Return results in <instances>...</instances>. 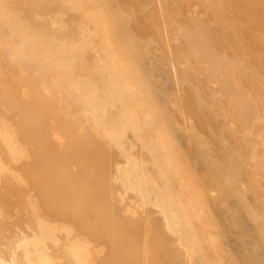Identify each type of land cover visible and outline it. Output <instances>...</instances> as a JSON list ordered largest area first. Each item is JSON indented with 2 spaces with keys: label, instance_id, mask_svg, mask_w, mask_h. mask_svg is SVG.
Returning <instances> with one entry per match:
<instances>
[{
  "label": "bare ground",
  "instance_id": "bare-ground-1",
  "mask_svg": "<svg viewBox=\"0 0 264 264\" xmlns=\"http://www.w3.org/2000/svg\"><path fill=\"white\" fill-rule=\"evenodd\" d=\"M40 1V0H39ZM52 1V0H51ZM54 1V0H53ZM58 1L59 0H57V4H58ZM60 1H63V0H60ZM59 1V2H60ZM73 1H75V0H73ZM77 1V0H76ZM92 1V0H91ZM94 2L96 1V0H93ZM92 1V2H93ZM103 1V6L104 5H107L108 4V0H102ZM104 1L106 2L105 4H104ZM111 1V0H110ZM114 1V0H113ZM138 1V0H137ZM141 1V0H140ZM148 1H152V0H146L145 2H147L145 5H147V4H149V5H147L146 7H148L149 8V6H151V5H155V4H157V6H155V8L156 9H162V10H164V12L166 13V9L168 8V9H171L172 11L173 10H177V9H180V11H186L187 9H189L190 11L189 12H187L186 14H185V16L186 17H188V16H190V15H194L196 12H198V11H196V10H198L200 7H198V6H200V2L201 1H196L197 2V8L196 7H194L193 8V4H194V6L196 5V2L195 3H193V2H190V1H186V2H184L183 4H175L174 2H171V1H168V2H164L163 0H159L160 1V3L161 2H164V5H163V3H161L160 5H162V6H166V7H161L158 3H159V1L158 0H153V1H155V4L153 3V1H152V3L150 4V3H148ZM206 1V0H205ZM211 1V0H210ZM215 1V0H214ZM213 1V2H214ZM224 1H226V0H224ZM237 0H235V3H234V1H232L231 2V4H230V0H229V2L226 4V2L225 3H222L221 5H218V4H220L221 2H223V1H221L220 0V2H218V0H217V2H218V4L216 5V4H209L208 2H205V3H203L204 5L205 4H208V6L207 7H205V6H203L204 7V9H203V16H201V15H199L198 13V15L196 16H191V18H189V19H193V17L195 18V21H196V19H197V21L200 19V17H202L203 19L205 18V15H206V13L208 12V13H210L209 12V10L208 9H210L211 7H213L214 9H215V7H218V10H221V11H219V12H221V15H223V16H225V14L227 13V16H228V18H229V22H231L230 24H229V26L230 27H234L235 29H236V27H235V23H237V22H233V18H231V17H229L230 16V14L232 15L234 12H231L230 14H229V12L233 9V7H234V9L232 10V11H234V10H237V9H239L240 8V10L242 9V7H243V9L245 8V7H247V9H249V10H246V8L244 9V10H241V11H239V12H241L242 13V11H244L242 14H246V13H250V15H249V17L251 18V15L252 14H254V16L257 18V20L255 21L256 23V25H257V23L258 24H260L261 26H262V24L264 23V22H262L261 21V19H258V18H260L259 16H261V15H264V10L262 11V9L264 8L263 7V5H264V1L262 2V0L260 1V0H257V2L258 1H260V3H261V5H258V4H260L259 2L257 3L255 0H253L254 2H252V4H251V6L253 7H249L248 8V6L250 5H248V4H246V3H248V2H250V1H246V3H245V0L243 1V3H239V2H236ZM242 1V0H241ZM25 2V1H24ZM24 2H22L21 4L20 3H17L15 0H0V264H264V225H262V227H261V224H264V215H262V216H260L261 214H263V212L264 211H262V210H264V208L262 207V204H264V176H263V178H260V177H262V176H260L261 174V172H262V174L264 173V149L263 150H261V152H259V154H257L256 152H255V157L253 156L252 157V152H254L255 150H256V148L257 147H259L260 145V147L262 148H264V111L262 112V111H259V112H262L263 114L261 115V113H258L256 110H255V104L256 103H258V102H260L259 104H260V106H261V110L263 109L264 110V102H263V100H264V96H263V92L261 91V90H264V88H262L260 85H262V84H260V83H258L257 81H254V79L255 78H252V77H250L249 75H250V72L248 71V69L250 68V66H253L252 64H251V62H250V60H249V58L251 57V55H252V52L254 53V57L252 56L251 58L253 59H255V61L256 60H258V54L256 55L255 53H258V50L257 51H255L254 52V47H253V51L252 52H250V57L248 58V59H246V61L248 62V64H247V62L246 61H244V59L242 60V58H241V62H242V64L244 63H246L245 65H243L242 66V73L244 74V73H246V71H248L249 72V74L248 75H244L243 76V74H242V76L244 77L243 79H245L247 82H249V84H253L254 82V84H255V86H256V90L255 91H257V92H253L252 91V89L255 87L254 85H249V89L254 93V94H256V95H254L253 94V99L252 98H250L249 96V98L247 97V100H248V102L250 103V104H254V110L253 111H256L257 113L255 114V116H252V118H253V124H252V126H253V128H252V130H251V127L249 128L248 127V129H249V131L247 132V137L249 136L248 135V133H251V131H252V134L253 133H255L256 132V134L258 133H260V130H257V128L259 129V127L261 128V133H262V135H261V133H260V137H261V139H262V143L260 144V145H258V146H256L257 145V143L254 141L253 142V138H252V134H250V137H251V141H252V143L251 142H247L245 139L246 138H244V132L246 131V128L243 130L244 132L243 133H241V132H239V131H241V129H237V127L236 128H233L234 127V124H236L237 125V121H241L243 124H242V126L244 125V127H245V123L247 122L246 120H247V117L244 115V116H242V114H244L243 112H242V114H239V113H237V112H239V105H235L234 103H236L237 104V101H235L234 99H233V101H235L233 104L236 106V109H237V112H236V109H235V114L237 115V114H239L240 115V120L237 118V117H239V116H236L233 112V110H232V108L233 107H231V109L230 110H228V112L230 111L231 112V110H232V112H231V114L233 113L234 114V116H235V118H237V119H235V118H232L231 117V119L233 120H231L232 121V125H229V124H231V123H228V119H230L228 116H230L229 114L228 115H226L227 113H225V111L227 110V106H231L232 104V102H230L231 101V98L229 99V101L228 102H230V103H227V105H222V107L221 106H219L220 104H221V102H220V100L223 102V98H220V100L219 99H217V100H219V102H217V103H219V105L217 106V105H214V106H217V111L219 112L220 110L219 109H221L222 111H220L217 115H216V117L219 115L220 116V113H222L221 114V117L219 118V119H221L222 117H224L225 118V116L226 117H228V119L226 120V123H228V126H226V125H224L225 124V122H224V127L226 126V128H227V130H228V127L230 126L231 128H229V130H231L232 128L234 129H232L233 131H235V129H236V132H239L240 134H241V136H243V138L241 137V136H239V135H237V134H239V133H236V135H237V137L239 136V139H242V141L243 142H247L246 143V147H241L240 146V148H242L241 150H240V148H239V154H241V155H239V156H241V158L242 159H244L245 160V169L244 168H241V167H239V168H241L242 169V171H243V175H245V176H247V174H248V176L251 174L252 176H247L248 178H247V181L246 180H243V181H245V183H241V181H242V179L243 178H245V176H242L241 175V181H239L242 185H240V183H239V187H237V186H232V191H229L227 188H228V184L226 185L227 186V188H226V186L223 188H220L221 186H219L217 183H216V181L218 180L217 178H218V176L220 177V173H217L216 171H214V175L216 174L217 176H214L213 174H212V177L214 176V178L212 179V178H207L206 177V175H204V173L203 174H199L198 172H205L204 171V167L203 168H201L202 166V164H200L199 163V161L197 160V158L198 157H196V156H194L193 155V152H194V150H198L199 148V146H200V144H199V146H197V149H195V147L194 146H192V148H193V150H192V148H191V146H190V143L191 142H189V139L185 136V135H183V134H181L182 136H180L181 137V139H180V145H181V149H182V152H183V155H184V158H185V160H186V165L187 166H189V167H187L186 169L184 168V167H178V168H176V172H175V174L173 173V171H171V169H168V170H170V171H168L167 169H166V166H167V164H165L164 165V167H162V169H161V171H168V173H166L167 175L166 176H168L166 179L167 180H165L162 184L161 183H159L160 184V186L158 185L155 189L153 188L152 190H150V189H148L146 186H147V184H145V185H143L144 183H148L149 181H151V179H153V178H149L148 179V181H146V178L147 177H150L148 174H147V172L146 171H148V170H150V167H148L149 169L148 170H146V168H147V164L149 163V164H153L152 165V168L151 169H153V166H154V164H156V162H157V164L159 165V164H161V161H163V160H165V158L164 159H162L160 162L159 161H153V159L156 157V155H157V158H159L160 159V155H162L163 157H167L166 156V150H165V152L162 154L160 151H161V149H160V151H159V149H157V145H155L154 143L157 141V140H159V138L158 137H156V138H158L157 140H155L154 142H153V140L155 139V137L153 138V137H151L149 134H148V127L150 128L149 130V132H151V130H153V128H154V126H155V128H154V130L155 129H157V127H159L158 128V130H157V132L159 131V129H160V127L163 125V123H162V121H156V120H152V119H156V118H158L157 116H160V115H162L161 113L164 111V114L166 113L165 111V109L167 108H162L163 110L160 112V113H158V111H157V109L155 108V111H151L150 109H152V106L157 102V101H159V100H157L156 102H154V103H151V105H149L150 104V101L152 102V100H151V98L149 97L148 98V96L146 95L147 94V90L152 86H150V87H148L147 88V86H145V84L147 85L148 83H146L147 82V80H150L151 82L153 81V84L155 83V82H159V79L161 80V73H160V71L162 70V68L160 69V71L157 69V65L159 64H157V65H154L153 63L155 62V59H153L154 60V62L152 61V63H150V61L148 62V63H150L151 64V67H150V65L148 64L147 66L145 65L147 62L146 61H148V59H149V57L150 56H153V50H156V49H150V50H152V51H148L149 52V54L150 53H152V55L150 54L149 55V57L148 56H146L147 58V60L145 59V62H144V64L142 65L143 66V68H141L142 70H140V72H142L143 71V69H144V73L142 72V78H144L143 80L145 81V84L144 85H142V83H144V81L143 82H139V83H141L140 85H141V88L139 87V83L138 82H133V80H132V78H130L129 76L131 75L130 74V65L133 63H136L137 61H136V58H135V61L133 62V59H132V61H130V65L127 67H125L124 66V63H122V62H124V60H125V58H124V56H123V54L127 51V49H126V51H124V50H121L122 48L121 47H123V46H121L119 49L121 50H119L118 49V46L116 47L117 49L116 50H114L115 48H113V49H109V51H112V52H116V51H118L119 52V54L122 52V56H123V60L121 59V58H118L119 57V55L117 56V55H115L116 57V63H113V62H111V61H113V60H110L111 58L112 59H114V57H110V55H111V53H109L107 56H106V54H105V52H104V50L107 48H105V49H103V52H100V49H98V47H97V54H103V55H101V56H99L98 57V59H100V60H95V59H97V58H95L96 56H94L96 53H94L93 54V51L91 50V52H89V50H88V52L90 53V55L91 54H93L92 55V60H94L93 61V63H92V65H94L95 66V64L96 63H98V61H100L99 63H98V65L97 66H95V69H96V67H98V66H101L102 64V62H103V64H104V61H105V58H107V57H110V58H108V60H110V62L106 59V61L105 62H108V63H110V64H104L105 65V67H104V65H103V69L101 68V70H103L102 72H101V75H102V77L103 78H105V79H108L107 80V82L108 81H111L112 79V81L113 82H111V84L109 83V85L106 83V85H107V87H109V88H111V90L113 89V92H110L109 91V88H108V90L106 91V86L104 85V83H102L101 81H102V77L101 78H98V76H100V75H98L97 73H99L98 71H101V70H98V68L96 69L97 70V73H96V75L94 76L95 78H97V80H99L100 81V83H102V84H100L99 83V85H102V88L104 87L105 88V91H102V90H104V89H102V90H100V88H101V86H99L98 85V82H95V81H91L90 80V82H92V84H90L88 81H86L85 80V78H87L86 77V74H85V78L84 79H82L81 77H82V75H81V77L79 78V80L80 79H82V80H80V81H84V83H86V84H88L89 83V85L91 86V89L90 90H92V91H90V92H88L86 89H85V87H84V89L88 92L87 93V95L88 96H90V98H94V96L95 95H93L92 96V94L90 95V93H94V91L95 90H97V87L99 86L100 88L98 89V90H100L102 93H104V92H108V94L106 95V93H104V95H103V98H102V102H103V107L101 108V113H102V115H100V119L99 118H96V117H98V116H95L94 118H93V116L91 115L92 113L94 114V112L96 111L97 112V110L96 109H98L99 110V108L97 107L96 108V105L94 106V104H95V98L93 99L94 101H92V99H90L89 100V98H87L86 97V91L83 89V85H82V88L81 87H79V85L81 86V84H79L78 85V83L76 82L77 80H78V78L76 77V74H77V76L79 75L78 73H80L81 72V70H82V68L84 67V65L85 64H87L88 63V65L89 64H91V62L89 61L90 60V58H88L87 56H85V55H88L89 53L87 52V51H84L85 53H83V51L82 52H78V53H80V54H78L77 56H78V58L80 57V60H82V58H83V62H87V63H85L84 65H82L83 63H81V65H79L78 63L80 62V60L76 57V59H78V63H73L74 65H79V66H81V69H80V67H79V69H80V71L79 72H77V66H75L76 68H73V71L71 70L72 69V67L71 66H69V65H66V66H68L69 67V69H68V67L67 68H64L63 67V64H66V62L64 61V60H67V59H69L70 57L67 55V57L68 58H66L65 59V56L64 55H66V54H63V46H62V40H60L59 39V37H60V35L61 34H58L57 35V38L56 37H48V36H45L44 35V33H47L48 31H50L49 32V34H51V30L50 29H52V28H54L53 27V25H52V27H50V29H48L47 28V25L48 24H50V23H54L55 21H57V20H53V21H51L50 23L48 22L49 20L48 19H50V18H46L47 19V21H45V20H43V21H41L40 22V18L37 20V21H39L40 23H38L37 21L35 22V24L33 23L34 21H32L34 18H36V17H34V16H32L33 18L31 19V17L29 16V14H31V13H27V10L24 8V5H23V3ZM78 2H79V4H80V6H82V7H86V8H84L83 10L84 11H88L90 8L92 9L93 8V11L92 10H90V11H88V12H86V14H85V16H88V14H90V12L92 13V15H97L96 17H98V14H100V13H98L97 11H96V8L97 7H99V5L98 4H96V5H98L97 7H96V5L94 4V3H90V1H86V3H85V1H83L84 3H85V5L83 6V5H81L82 3H81V0H79V1H77L76 3L78 4ZM88 2V3H87ZM134 2V1H133ZM144 2V1H143ZM68 3V2H67ZM100 3V2H99ZM111 3V4H110ZM109 3V5L108 6H104V7H109V9H110V11H112V7L116 4V3H112V2H110ZM135 3H137V2H135ZM141 4H142V2H140ZM193 3V4H192ZM201 3V4H202ZM215 3H216V1H215ZM255 3H257V4H255ZM263 3V4H262ZM25 4V3H24ZM38 4V3H37ZM48 5H50V6H56L54 3L53 4H50V2H48L47 3ZM60 4H62V2H60ZM59 4V5H60ZM78 4V5H79ZM88 4V5H87ZM90 4H92V5H90ZM113 4V5H112ZM132 4H134V3H132ZM131 4V5H132ZM138 4V3H137ZM166 4V5H165ZM224 4H226V5H224ZM238 4V5H237ZM246 6H245V5ZM58 5V6H59ZM88 6V8H87V6ZM100 5H102V4H100ZM110 5H112V9L110 8ZM129 5H130V3H129ZM134 5H136V4H134ZM134 5H132L133 7H134ZM140 5V4H139ZM175 5H177V7L175 6ZM181 5V6H180ZM255 5H257L256 7H257V9L256 10H253L254 8H256L255 7ZM50 6L48 7V8H50ZM66 6V5H65ZM69 7H70V5H68ZM66 7L65 9H67V8H69V7ZM73 6V9L71 10V8L72 7H70V9H67V11H69V10H71L72 12H67V15L69 14L70 15V13H73V10L75 9L74 8V5H72ZM80 6L78 7V9L79 10H81V8H80ZM117 6V9H118V5H116ZM115 6V7H116ZM120 6V5H119ZM122 6H124V5H122ZM121 6V7H122ZM127 6V5H126ZM231 7V8H229V9H231V10H225V12H224V14H222L223 13V11H224V7ZM237 6H241V7H237ZM261 6V7H260ZM61 7H62V10L64 9V5L62 4L61 5ZM130 7V6H129ZM145 7V8H146ZM153 7V6H152ZM152 7L150 8L151 10H152ZM178 7H180V8H178ZM191 7H192V9H191ZM203 7H201L200 8V11H201V9L203 8ZM263 7V8H262ZM52 8H54V7H52ZM50 9V11H47L46 13H51V15H52V12L53 13H55L54 11H55V9H56V7H55V9H54V11H53V9ZM95 8V9H94ZM105 8V9H106ZM155 8H153V9H155ZM237 8V9H236ZM252 8V9H251ZM262 8V9H261ZM43 9V8H42ZM42 9H41V11H42ZM78 9H76V10H78ZM87 9V10H86ZM99 9V8H98ZM100 9H101V7H100ZM108 9V8H107ZM108 9V10H109ZM115 9V8H114ZM113 9V10H114ZM116 9V10H117ZM121 9V8H120ZM123 9V8H122ZM129 9V8H128ZM133 9V8H132ZM138 9H140L139 11L141 12L142 10H141V8H136V10H138ZM195 9V10H194ZM206 9H207V11H206ZM251 9V10H250ZM260 9V10H259ZM62 10H61V12H62ZM76 10H74V11H76ZM78 10V11H79ZM82 10V11H83ZM104 10V9H103ZM124 10V9H123ZM123 10H120L121 12L123 11ZM126 10V9H125ZM134 10H135V8H134ZM136 10H135V13H136ZM148 10V9H147ZM193 10V11H192ZM217 10V11H218ZM38 11H40V10H38ZM37 11V12H38ZM44 11H46V10H44ZM43 11V12H44ZM60 11V10H59ZM58 11V9H57V12L54 14L55 16L58 14V16H59V14L60 13H58L59 12ZM77 11V12H78ZM94 11H96L97 13H95V14H93V12ZM110 11H105V12H107V15H108V18L107 19H109V17L110 16H112L111 14H110ZM119 10H117V11H115L116 12V14H114V16L116 15L117 17H118V12ZM128 11V10H127ZM138 11V12H139ZM144 11L145 10H143V12L141 13V14H144ZM174 11V13L176 14V12ZM188 11V10H187ZM200 11H199V13H200ZM215 11V10H214ZM238 11V10H237ZM247 11V12H246ZM37 12H36V14H37ZM42 12V13H43ZM113 12V11H112ZM148 12V11H147ZM163 12V13H164ZM178 12V11H177ZM190 12H194V14L192 13V14H190ZM246 12V13H245ZM261 14H260V13ZM64 13V12H63ZM114 13V12H113ZM112 13V14H113ZM134 13V14H135ZM150 13V14H149ZM164 13V14H165ZM173 13V12H172ZM207 13V14H208ZM218 13V12H217ZM236 13V12H235ZM234 13V14H235ZM44 14V13H43ZM75 14H77V13H75ZM75 14L73 13V15L75 16ZM102 14V13H101ZM100 14V15H101ZM109 14H110V16H109ZM123 14H125L124 12H123ZM138 14V13H137ZM137 14H136V16H137ZM153 14V13H152ZM151 14V12H148L147 14H146V16L147 17H149V15H152ZM175 14H174V16H175ZM211 14V13H210ZM209 14V15H210ZM237 15H239L238 14V12L236 13ZM260 14V15H259ZM32 15H34V14H32ZM40 15V14H39ZM39 15H37V16H39ZM42 15V14H41ZM40 15V16H41ZM48 15V14H47ZM50 15V14H49ZM48 15V16H49ZM53 15V16H54ZM65 15V14H64ZM99 15V16H100ZM126 15V14H125ZM139 16H140V13L138 14ZM145 15V14H144ZM143 15V16H144ZM155 15V14H154ZM172 15V14H171ZM177 15V17L175 18V22L177 21V20H179V19H182L181 17H179V16H184V14H176ZM179 15V16H178ZM216 15V14H215ZM215 15H213V13H212V16L213 17H215ZM39 16V17H40ZM43 16H46V14H44ZM47 16V17H48ZM66 16V15H65ZM78 16V14L76 15V17ZM84 16V17H85ZM130 16V15H129ZM136 16H133L132 15V17H134L133 18V21H135L136 22V20H135V17ZM146 16H144V17H146ZM165 17H166V15H164ZM198 16H200V17H198ZM218 16V15H217ZM223 16H221V17H223ZM227 16L224 18L223 17V20L225 21V20H227L228 18H227ZM240 16V15H239ZM253 16V15H252ZM253 16V17H254ZM42 17V16H41ZM52 17V16H51ZM101 17L102 18H104V14L103 15H101ZM106 17V16H105ZM126 17H127V15H126ZM173 17V16H172ZM210 17H211V15H210ZM246 18H247V16H245ZM249 17L247 18L248 20H249ZM251 18L252 20H255L256 18ZM88 18V17H87ZM86 18V21H88V20H90L91 21V19H87ZM102 18H95V19H99L100 21H102V22H100L99 21V23H95V24H92V25H95L94 27H98L99 25H101V24H103V26H105V27H103V28H106L107 30H108V27H113L114 25H112V23L111 24H109L108 26H107V22L106 21H108V20H106V21H103V20H105V19H102ZM141 18V17H140ZM168 18H170V16H168ZM188 18H186V19H188ZM202 18L200 19V21H202V23H203V21H204V24L202 25V27H204L203 29H205V27H207L206 26V24L205 23H207V22H205L206 20L204 19V20H202ZM209 18V17H208ZM227 18V19H226ZM235 18H237V16H235ZM240 18V17H239ZM241 18H242V16H241ZM54 19H56V18H54ZM57 19L60 21L61 19H59L58 17H57ZM112 21H111V20ZM110 21H108V23L109 22H115L114 24H116V23H118L119 21L120 22H122L121 21V19L119 20V21H117L118 20V18L117 19H115L114 20V17L112 18V17H110ZM128 19H129V17H128ZM146 19V18H145ZM149 19V18H148ZM150 19H152L151 17H150ZM150 19H149V21H150ZM165 20L167 19V18H164ZM172 19V18H171ZM177 19V20H176ZM184 19V18H183ZM182 19V20H183ZM188 19V20H189ZM212 19V18H211ZM245 20L244 21V24H248V22H246V21H248V20ZM251 19H250V21H251ZM85 20V19H84ZM83 20V21H84ZM92 20H93V18H92ZM147 20V19H146ZM144 21V23L145 22H147V21ZM185 20V19H184ZM183 20V21H184ZM209 20V19H208ZM236 20H238V18L236 19ZM235 20V21H236ZM243 20V19H242ZM260 20V21H259ZM58 21V22H59ZM62 21H63V19H62ZM68 21V20H67ZM90 21H88V22H90ZM98 21V20H97ZM97 21H93V22H97ZM123 21H124V19H123ZM128 21V20H127ZM131 21H132V19H131ZM138 21V20H137ZM139 21H140V19H139ZM148 21V22H149ZM152 21V20H151ZM150 21V22H151ZM154 21V20H153ZM169 21H170V19H169ZM168 21V25H167V22H166V25H167V27L169 28V26H171L172 25V29H170V31L168 32V34H170L169 36L171 37L172 35L175 37H173L172 36V38L170 39V37H169V42H170V40H173L174 41V39H176L174 42H171V43H173V45H174V43L175 44H178L179 43V41L177 42V40L182 36V34L184 33V31L185 30H187V27H186V29L184 28L183 30V32L182 33H180L181 31H182V28H183V26H185V24H186V26H187V23L186 22H188V21H186L185 20V24H183V23H181V22H183V21H180V23L179 22H176L177 24H183V25H181L180 27H179V25H177V28H180V30H178V32L180 33H178L179 34V38H176V24H175V22H174V24H173V21H174V17H173V21H170L169 22ZM194 21V20H193ZM193 21H190L189 23H193ZM211 21V20H210ZM213 21H216L214 18H213ZM218 21V20H217ZM224 21H222V22H224ZM249 21V24L251 23H253V22H250ZM260 23H259V22ZM45 22H47V23H45ZM61 22V21H60ZM92 22V23H93ZM119 22V23H120ZM126 22V21H125ZM129 22V21H128ZM127 22V23H128ZM134 22V23H135ZM143 22V21H142ZM172 22V23H171ZM226 22V21H225ZM246 22V23H245ZM62 23V22H61ZM86 23V22H85ZM91 23V22H90ZM90 23L88 24H84L83 22L81 23V24H83V27L85 26V25H87V27L88 26H90ZM101 23V24H100ZM133 23V26L136 24H134ZM139 23V22H138ZM137 23V24H138ZM141 23V22H140ZM152 23V22H151ZM155 23H156V21H155ZM170 23H171V25H170ZM188 23V24H189ZM191 23V24H192ZM201 22H198V25H196L195 24V26H197V28H195V30H197V31H193V29H194V27H193V29L191 30H189L188 32H189V34L190 35H186L188 32L186 31L185 32V35L187 36H183V38L184 37H186V38H188L189 36L191 37V34L193 33L194 35L192 36V37H194V36H196L197 37V35H198V37H200L201 35H200V33L202 32V31H204L205 32V30L206 29H208V28H206L205 30H203L202 29V27H201V24H200ZM243 23V22H242ZM241 23V25H238V23L236 24V26L238 25L239 27L236 29V31L238 32V30L240 29V26H242V25H244V24H242ZM262 23V24H261ZM55 25L54 26H56V24H57V22L56 23H54ZM149 24V23H148ZM153 24V23H152ZM152 24H150V26L152 25ZM199 24H200V26H199ZM225 24V23H224ZM224 24L223 25H221L222 26V29L221 30H219V28H221V26L220 25H216L215 24V26H216V28L217 27H219V28H217L216 30L219 32H217L214 28H215V26L214 25H210V26H214V28H212L211 29V32L209 31H206V32H208V33H206L205 35H202L203 37H200V38H198L199 40H197L195 37L194 38H192L191 39V41L190 42H192V40H194L195 39V41L197 40V41H199V44H201V42L203 41V43H204V40L205 39H207L208 37L210 38V36L212 37V39H213V37L215 36V38L213 39V40H215V41H210V39H208L209 41L208 42H212V44L214 43V44H219V42H216V39H217V41H218V38L220 39V40H224V41H222L223 43H225V44H234V43H240L241 42V40H243V38L240 36V34H239V38L237 37L236 38V36H238V35H235V36H233L234 35V32H236L235 30H234V28L232 29V28H230L229 26H225V27H223L224 26ZM234 24V25H233ZM254 24V26H256ZM59 25H61L60 23H59ZM59 25H58V27H59ZM63 25H64V22H63ZM97 25V26H96ZM112 25V26H111ZM124 24H122V26H123ZM130 25V24H129ZM131 25H132V23H131ZM139 25V24H138ZM138 25H136V26H138ZM143 25V24H142ZM141 25V26H142ZM193 25V24H192ZM208 25V26H209ZM233 25V26H232ZM79 26H82V25H80V22H79ZM120 26V24L119 25H117V27H115L116 29H117V32L118 31H120V30H118V27ZM125 26V25H124ZM123 26V27H124ZM140 26V25H139ZM138 26V27H139ZM191 26V25H190ZM251 26V25H250ZM101 27V26H100ZM99 27V28H100ZM123 27H122V29H123ZM127 27V26H126ZM129 27H131V26H129ZM137 27V28H138ZM149 27V26H148ZM152 27V26H151ZM151 27H149V29L148 30H150L151 29ZM175 27V29H173ZM192 27V26H191ZM190 27V28H191ZM227 27H229L228 29H227ZM252 27H253V25H252ZM257 27H259V26H257ZM57 28V27H56ZM61 28V27H60ZM60 28H58V29H60ZM66 28V27H65ZM102 28V27H101ZM99 29L100 31H102V33L103 34H105L106 32V30L104 31V29L102 28V29ZM114 28V27H113ZM125 28V27H124ZM128 28V27H127ZM137 28H135V29H137ZM139 28H141V27H139ZM200 28H201V30H200ZM225 28V29H224ZM244 28H245V26H244ZM254 28V27H253ZM48 29V30H47ZM63 29H64V26H63ZM82 29V28H81ZM89 29H92L93 30V27L92 28H89ZM112 28H109V30H111ZM116 29H114V30H116ZM119 29H120V27H119ZM130 29V28H129ZM128 29V30H129ZM228 30V33H229V31L230 30H232V33H230V35H225V33H227V30L223 33V31L224 30ZM252 29V28H251ZM250 29V30H251ZM258 29V28H257ZM32 32H31V31ZM61 30H62V28H61ZM70 30H72V29H70ZM88 30V29H87ZM113 30V29H112ZM111 30V31H112ZM113 30V31H114ZM131 30V29H130ZM139 30V29H138ZM138 30H135V31H137L136 32V34L140 31H138ZM144 30V29H143ZM147 30V29H146ZM156 30V29H155ZM214 30V32H213V34H214V36H212L213 34H212V31ZM234 30V31H233ZM247 30V29H246ZM250 30H248V31H250ZM64 31V30H63ZM66 31H67V29H66ZM66 31H64V33L66 32ZM77 30L75 29L74 30V32H76ZM86 31V30H85ZM105 33H104V32ZM112 31V32H113ZM122 31V30H121ZM124 31H125V29H124ZM153 31V28H152V30H151V32ZM192 31V33H190ZM240 32L242 31V28H241V30H239ZM68 32V31H67ZM66 32V33H67ZM72 32V31H71ZM98 32V31H97ZM108 32L109 31H107V33L105 34L106 36H109V38L107 39V46H110L111 47V45L113 44V41H115V40H113L114 38H113V34L114 33H117V32H111L112 34V36L110 35V34H108ZM125 32H127V29H126V31ZM124 32V33H125ZM171 32V33H170ZM204 32L203 33H201V34H204ZM222 34H221V33ZM253 32V31H252ZM87 33V32H86ZM100 33V32H99ZM101 33V34H102ZM128 33V32H127ZM131 33V32H130ZM148 33V32H147ZM176 33V34H175ZM248 33V32H247ZM48 34V35H49ZM54 35H55V33H53ZM73 34V33H72ZM126 34V33H125ZM135 34V35H136ZM237 34V33H236ZM250 35L252 34L251 32L249 33ZM256 33H254V35H255ZM52 35V34H51ZM51 35H49V36H51ZM90 35V34H89ZM115 35H118V34H114V36ZM130 35H132V34H130ZM149 35V34H148ZM154 35V34H153ZM153 35L152 36H150V37H153ZM200 35V36H199ZM220 35H224L223 37L222 36H220ZM104 36V35H103ZM102 36V37H103ZM119 36V35H118ZM118 36L115 38L116 39V45L118 44L119 45V43L121 44V42L122 41H119L120 39H118ZM126 36V35H125ZM125 36H124V34H123V37L125 38ZM136 36H138V35H136ZM144 36V35H143ZM207 36V37H206ZM105 37V36H104ZM111 37H112V39H111ZM127 37H129L128 35H127ZM142 37V36H141ZM156 37V36H155ZM205 37V39L203 40V38ZM240 37H241V39H240ZM255 37V36H254ZM83 38H84V36H83ZM132 39V41L130 42L129 41V43H127L128 45H130V43H131V45L133 46V43L135 44V36L133 37H131ZM139 38V37H138ZM186 38H184V39H182V42L180 41V43L178 44V45H180L181 46V43H183V40H185V41H187V39ZM251 37H249L248 39H247V41H249V40H251L252 39V43H253V46H254V43H255V41L253 40V39H257L258 38V36H256L255 38H253V36H252V38L250 39ZM76 39V38H75ZM71 40V42L70 43H72L73 41V44L76 42V40ZM81 39V38H80ZM79 39V37H78V39H77V41L79 40V41H81V40H83V39H81L80 40ZM85 39V38H84ZM90 39H91V36H90ZM99 39V38H98ZM105 39V38H104ZM110 39V40H109ZM128 39H130V38H128ZM135 39V40H134ZM144 39V38H143ZM143 39H142V41H143ZM156 39V38H155ZM255 39V40H256ZM259 40L261 39V38H258ZM257 39V40H258ZM264 39V38H263ZM89 40V39H88ZM106 40V39H105ZM135 42H134V41ZM201 40V41H200ZM256 40V41H257ZM259 40L257 41V43H259L258 45L259 46H257L258 47V49H259V47H261V46H264V45H261L263 42H264V40H261L262 41V43H260L259 42ZM18 41H20V42H18ZM65 41V40H64ZM70 41V40H69ZM69 41H67L68 43H69ZM76 42L75 44H79L80 45V42ZM92 41H94V38H93V40ZM104 41V40H103ZM138 41L140 42L141 40L140 39H138ZM137 41V42H138ZM141 41V42H142ZM159 41V40H158ZM157 41V42H158ZM184 41V42H185ZM195 41H193L194 43L193 44H195L196 45V42ZM247 41H245V44L246 45H244L243 46V43H244V40L242 41L243 43H240L241 44V46H240V44H239V47L237 46V48H236V45L237 44H234L233 46L235 47V51L237 50V53L236 54H239V56L241 57V55L243 54H245V56L244 57H246L247 55H248V52H245V53H243L246 49H247V47H249V49H251V44L248 46V44L250 43V42H248V43H246ZM84 42V41H83ZM85 42H87V41H85ZM95 42H97V41H95ZM95 42H94V45H95ZM106 42V41H105ZM114 42V43H115ZM161 42V41H160ZM188 42H189V39H188ZM187 42V43H188ZM208 42H205L206 44H205V48H207V46L209 47L210 45H212V44H208ZM82 43V42H81ZM88 43H90V41L88 42ZM123 43V42H122ZM143 43V42H142ZM144 43H146V42H144ZM143 43V44H144ZM154 43V42H153ZM155 43H156V41H155ZM186 42H185V44H187ZM203 43H202V46L204 47V45H203ZM221 43V42H220ZM223 43H222V45H223ZM25 44V45H24ZM67 44V43H66ZM104 44V43H103ZM152 44V43H151ZM151 44H149V46H151ZM164 44H165V42H164ZM168 44V43H167ZM166 44V45H167ZM189 44V43H188ZM187 44V45H188ZM191 44V46H193V44L192 43H190ZM189 44V45H190ZM208 44V45H207ZM213 44V46H215ZM224 44V45H225ZM93 45V44H92ZM91 45V46H92ZM93 45V46H94ZM100 45V44H99ZM114 45V44H113ZM112 45V47H114V46H116V45H114L113 46ZM122 45V44H121ZM136 45H140L139 43L138 44H136ZM136 45H134V47H132V46H129V47H132L133 49L135 48V46ZM142 45V44H141ZM148 45V44H147ZM160 44H156V46L158 47ZM184 45V44H183ZM186 45V46H187ZM255 45H256V43H255ZM76 46H78V45H76ZM81 46V45H80ZM80 46H79V50L81 49L80 48ZM82 46H84V45H82ZM88 46V45H87ZM93 46H92V48H93ZM103 46V45H102ZM127 46V45H126ZM144 46V45H143ZM162 46H163V44H162ZM161 46V47H162ZM172 46V44H170V47ZM176 46V45H175ZM179 46V47H180ZM201 46V45H200ZM225 46H227V45H225ZM225 46H223L224 48H225ZM246 46V47H245ZM90 47V46H89ZM89 47H87L86 49H88ZM111 47V48H112ZM139 47V46H138ZM156 47V48H157ZM160 47V48H161ZM173 47V46H172ZM171 47V50H174L173 48ZM178 47V46H177ZM176 47V49H178L177 50V52L176 51H173V52H170L169 50V52L170 53H172V54H170L171 55V57H172V62L171 63H173L174 64V66L175 65H177L178 63L180 64V62L181 61H179L177 64L175 63V62H173L174 60H182V64L184 65L185 64V62H186V64L184 65V68H185V70H184V68L182 67V71L181 70H179V69H177L176 67L178 66V68H181L180 66H179V64L177 65V66H175V69H177V70H179L180 72H179V74L182 72L183 74H180L179 75V77L181 76V75H183V77H185L184 75H186V73L185 72H190V71H188V69L189 70H191L192 71V68L190 69V68H188L187 69V67H188V65L190 64H188L187 62L188 61H192L191 59L193 58V57H195L194 59H196V58H198V59H196V60H198V61H195V60H193V61H195V62H197V65H198V63H199V61L201 60H199V58H200V56H201V54L199 55V53H201V49H203V47L200 49V51H199V53H197L198 52V49L199 48H197V50H194V52H196L197 53V55L195 56V55H193L194 54V52H191L190 50H187V51H190V53L188 52V54H189V56H191L192 57V55H193V57L190 59V58H188V57H184L185 59L187 58L188 59V61H186L184 58H182L181 56H182V54H180V56H178V51H179V47L177 48ZM190 47V46H189ZM189 47L188 48H182V49H189ZM194 47V48H193ZM192 48L193 49H195L196 47L195 46H193ZM199 47V46H198ZM212 47V46H211ZM211 47L207 50V52H210L211 50L213 51V47H212V49H211ZM218 47V49L219 48H222L221 46L219 47V45L218 46H216V48ZM242 47H245V48H243L242 49ZM256 47V46H255ZM256 47V48H257ZM76 48H78V47H76ZM83 48V47H82ZM94 48H95V46H94ZM93 48V49H94ZM109 48V47H108ZM159 48V50H161ZM205 48L203 49V50H205ZM215 47H214V50L216 49ZM227 48L228 47H226V49L225 50H227ZM85 49V50H86ZM141 49V48H140ZM140 49L139 50H135L136 51V53L138 52H141L140 51ZM175 49V50H176ZM240 49V51H238ZM248 49V50H249ZM261 49V48H260ZM259 49V50H260ZM262 49H264V48H262ZM261 49V50H262ZM83 50V49H82ZM95 50H96V48H95ZM114 50V51H113ZM134 50L133 51H130V53H133L134 52ZM159 50H158V52L157 53H160L159 52ZM184 50H181V53L182 52H184ZM192 50V49H191ZM217 50V49H216ZM220 51H221V53L220 52H218V50L216 51V52H214V57L213 56H207V52L205 51V55H204V57H202V58H209V60L208 61H211V59L213 58V59H215V60H213V61H211V63L209 62L207 65H208V67H207V65L205 66V67H207V68H205L204 66H202V65H200V67H203V68H205V69H203V71L206 73L209 69L210 70H212L213 72L217 69L218 70V72H220L219 70L221 69V68H223V65H224V68H223V71L222 72H224V69H226L225 67H228V68H231V65H230V59L229 58H231V56H235L234 55V52H230V54H228V56H230V57H228V59H227V57L225 58H223V55L224 56H226L227 55V53L226 54H223L224 53V49L222 48V49H219ZM229 50V49H228ZM248 50H246V51H248ZM81 51V50H80ZM123 51H124V53H123ZM164 50L162 49V52H163ZM186 50H185V52H187ZM222 51H223V53H222ZM65 52H67V48L65 49ZM64 52V53H65ZM115 52L113 53V55L115 54ZM128 52V54H129V51H127ZM126 52V53H127ZM144 52V53H143ZM162 52L160 53L161 55H162ZM180 52V51H179ZM184 52V53H185ZM202 52H204V51H202ZM213 52H211V54L213 53ZM225 52H227V51H225ZM239 52V53H238ZM69 53V52H68ZM88 53V54H87ZM136 53H134V54H136ZM142 53L143 54H145V50H143L142 51ZM156 53V54H157ZM177 54V58H179V57H181V58H179V59H177L176 57V59L174 58V56H175V54ZM192 53V54H191ZM216 53V54H215ZM219 53V54H218ZM63 56H62V55ZM104 54H105V58L103 57L104 56ZM133 54V55H134ZM143 54L141 55V54H138L139 55V57H141V56H143ZM146 54H147V51H146ZM155 54V56H157ZM159 54V55H160ZM174 54V55H173ZM187 54V53H186ZM185 54V55H186ZM222 55V56H216V55ZM232 54V55H231ZM247 54V55H246ZM83 55H84V57H83ZM89 55V57H91ZM112 55V56H113ZM120 55V56H121ZM132 55V56H133ZM161 55L158 57V58H160L161 57ZM165 55V54H164ZM163 55V56H164ZM198 55H199V57H198ZM208 55H210V53L208 54ZM243 55H242V57H243ZM121 56V57H122ZM127 56V55H126ZM169 56V55H168ZM216 56V57H215ZM57 57V58H56ZM102 58V60H104V61H101V58ZM135 57H137V55L135 56ZM165 57V56H164ZM164 57H163V59L162 60H164ZM222 57V58H221ZM243 57V58H244ZM248 57V56H247ZM72 58V57H71ZM85 58H86V60H87V58L89 59L88 61L90 62H88V61H85ZM95 58V59H94ZM142 58V57H141ZM140 58V59H141ZM152 58H156V57H152ZM162 58V57H161ZM219 58H220V60H219ZM64 59V60H63ZM73 59V58H72ZM143 59V58H142ZM141 59V60H142ZM143 59V60H144ZM151 59V58H150ZM190 59V60H189ZM221 59H223L222 61H221ZM224 59H225V61H224ZM232 59V58H231ZM261 59V58H260ZM259 59V60H260ZM262 59L263 60H261V61H264V56H263V54H262ZM70 60V59H69ZM69 60H67V62H70ZM119 60V61H118ZM158 60L159 59H157L156 60V63L158 62ZM206 60V59H205ZM227 60V61H226ZM229 60V61H228ZM258 60V61H259ZM18 61H20L21 62V64H20V66H21V68L19 67V70H18ZM63 61H64V63H63ZM96 61V62H95ZM121 61V62H120ZM160 61V63H161V59L159 60ZM208 61H204L205 62V64L208 62ZM224 61V63L225 64H223L222 63V66L221 67H218L220 64L219 63H221V62H223ZM244 61V62H243ZM257 61V62H258ZM82 62V61H81ZM115 62V61H114ZM164 62V61H163ZM204 62H202V63H204ZM212 62H214V63H212ZM215 62H218L217 64H219L218 66H217V64L216 65H214L215 64ZM260 62V61H259ZM258 62V63H259ZM139 63V62H138ZM142 63V62H141ZM155 63V64H156ZM18 66H17V65ZM68 64V63H67ZM69 64H71V65H73L72 64V61H71V63H69ZM100 64V65H99ZM132 64V65H133ZM137 64V63H136ZM164 64V63H163ZM163 64H161V65H163ZM188 64V65H187ZM193 64V63H192ZM195 64V63H194ZM200 64V63H199ZM204 64V65H205ZM227 64V65H226ZM263 65L262 66H264V63H262ZM92 65H89L87 68H86V70L87 71H89V72H91L90 73V75L89 76H91V74L92 75H94L95 73H94V71L92 72V69L94 68V66H92ZM125 65H126V60H125ZM131 65V66H132ZM135 65V64H134ZM138 65V64H137ZM137 65H136V67H137ZM140 65V63H139V69H140V67H142ZM146 67H145V66ZM182 65V66H183ZM187 65V66H186ZM196 65V66H197ZM212 65H214V66H212ZM229 65V66H228ZM248 65H250L249 67H248ZM259 65H261V63L259 64ZM65 66V67H66ZM83 66V67H82ZM87 66V65H86ZM90 66H92V67H90ZM186 66V67H185ZM196 66H194V67H196ZM216 67L215 69L214 68H212V67ZM90 67V68H89ZM130 67V68H129ZM173 67V66H172ZM191 67V66H190ZM198 67V66H197ZM210 67V68H209ZM248 69H247V68ZM71 68V69H70ZM127 68V69H126ZM129 68V69H128ZM138 68H137V70H138ZM212 68V69H211ZM218 68H220V69H218ZM254 68H256V67H254ZM64 69L66 70L67 69V71L69 72V70L70 71H72V73H74V75H72V77L74 78V80H75V82H74V80H73V78L72 79H70V80H65V81H70V83H73L74 84V86H72L71 84V86L69 85V87H67L65 90H67V91H69V93H70V91L71 90H69V88L70 89H73L72 87H74V90L75 89H77V91L75 90V92H82V89H83V91L85 92V93H83V94H85V96L84 95H82V96H84V97H82L81 95L79 96V97H75V98H73V96H75V95H73L74 94V91L72 90L71 92H72V94H70L69 96H70V98H69V100H71L72 101V104H71V110L74 108V107H76L77 106V108H75V109H73V111L75 110V111H77V113L79 114L80 112H81V109H83L82 111H84V109L86 110V111H84L85 113H83L85 116L87 115V114H89V116L91 117H89L90 119H91V122H94V123H92L91 125L92 126H94V125H96L95 127H100V129H102L101 128V126H105L101 131L103 132H101L100 134H98V136L97 135H94V134H96V132H95V128H92L94 131H91L92 129H91V127L89 126V124L91 123L90 121V123H88V126L90 127H88L87 126V124H85L84 126H82L81 124H82V122H84V121H86L85 123H87V119H84V120H82V113H80V115H79V117L81 118V120H82V122H81V120L80 121H78L77 120V118L75 117V116H73V113H70V115L71 116H68L67 115V117H69L68 118V120H66L67 119V117H66V115H65V113L67 112H64V110L66 109L65 108V106L66 105H64V103L66 104V102H68L69 100H67L65 97H66V95H67V97H69L68 96V94H66V95H64V93H63V80L65 79V78H67V77H65V78H63V76L65 75L64 74ZM75 69V70H74ZM85 68H83V70H84ZM95 69H93V70H95ZM168 69V68H167ZM174 69V68H173ZM194 70V73H193V75H195L196 73H195V68H193ZM207 69V70H206ZM105 70V71H104ZM126 70H128L129 72H126ZM164 70H166V69H164ZM164 70H162V71H164ZM177 70H175V71H177ZM246 70V71H245ZM257 70V69H256ZM85 71V70H84ZM83 71V72H84ZM139 71V70H138ZM175 71H173V72H175ZM185 71V72H184ZM192 71V72H193ZM198 70H196V72H197ZM202 71V69H201V72H200V70H199V72H198V74L199 73H204ZM228 71H229V69H227V71L225 70V72L224 73H226L227 72V74H228ZM83 72H81V73H83ZM86 72V71H85ZM167 72V71H166ZM191 72V73H192ZM213 72H211L210 71V75H209V77H207L206 75H208V73H209V71H208V73H206L205 75H204V77L206 76L207 77V79H209L214 73ZM218 72H216L215 73V75L216 76H212V80H213V78L215 79V81H217L218 80V82L220 81L218 78H216L217 76L219 77V75L221 74V73H219V75L217 74ZM127 73H129V75L127 74ZM185 73V74H184ZM223 73V74H224ZM165 73L163 72L162 73V75H164ZM167 74V73H166ZM166 74L164 75V76H166ZM175 74H176V72H175ZM178 74V73H177ZM176 74V75H177ZM202 74H199V75H201V76H199V77H203V75ZM223 74H221V76L223 75ZM227 74H224L223 76L228 80L227 81V83L229 82V81H231L232 80V85H231V88L230 89H232V88H234V89H232L231 91H234V90H236V92L238 91H240V89L238 88V85H237V87H236V84L237 83H235L236 82V79L234 78V76H231V78L229 79L228 77L230 76V75H233L234 73H232V74H230V75H227ZM241 74V73H240ZM188 75V74H187ZM187 75H186V80L188 81V79L190 78H188L187 77ZM191 75V74H190ZM225 75H227V77L225 76ZM163 77V76H162ZM177 77V76H176ZM197 77V76H196ZM206 77H205V80H206ZM94 78V79H95ZM120 78H121V80H120ZM165 78H168L167 76L165 77ZM182 78V77H181ZM193 78V77H192ZM192 78H190V79H192ZM219 78H221V77H219ZM241 78V77H240ZM248 78V79H247ZM258 78V77H257ZM256 78V79H257ZM92 79V78H91ZM101 79V80H100ZM131 79V80H130ZM170 79V78H169ZM177 79V78H176ZM175 79V80H176ZM199 79V78H198ZM208 80V81H206L207 83H205L204 82V84H206L204 87H206L207 89L206 90H208V87H209V85L211 84L212 85V82L211 83H208V82H210V81H212V80ZM253 81H252V80ZM255 79V80H256ZM260 79V78H259ZM118 80H120V81H118ZM164 80H168V79H164ZM184 80V79H183ZM182 80V81H183ZM185 80V81H186ZM193 80V79H192ZM192 80H190V81H192ZM194 80H195V78H194ZM264 80V79H263ZM80 81H78L79 83H80ZM86 81V82H85ZM132 81V82H131ZM162 81H163V79H162ZM162 81H161V83H162ZM184 81V82H185ZM189 81V84H188V86L190 85V87L192 86L190 83H192V82H190ZM198 82H199V80H197ZM197 81H195V82H193L192 84H193V86H192V88L193 87H195L194 86V84L197 82ZM214 81V83H216L215 85H221L222 86V84H224L222 81L223 80H221V82H215ZM251 81H252V83H251ZM261 81V83H262V79L260 80ZM259 81V82H260ZM95 82V83H94ZM150 82V83H151ZM177 82H179V84L181 83L180 82V79H179V81H177ZM82 83V82H81ZM93 83H94V85H93ZM136 83H137V85H136ZM160 83V82H159ZM158 83V84H159ZM160 83V84H161ZM183 83V82H182ZM180 84V86H178V88H180V87H182V88H184V83L183 84ZM186 83H188V82H186ZM185 83V84H186ZM201 83H203L202 81H201ZM201 83H198V84H201ZM220 83H222V84H220ZM226 83V84H227ZM235 83V85L233 86V84ZM64 84H65V82H64ZM95 84H96V88H94V86H95ZM134 84H135V86L138 88L139 87V89L141 90V92L143 91L142 90V88H147V90H145V94L143 93H141L140 92V90H138L140 93H141V95H140V93H139V95H140V99H142V100H138V96H137V94H138V92H136V88H135V86H134ZM152 84V83H151ZM163 84H165V83H163ZM163 84H162V86H163ZM169 84V83H168ZM226 84L224 85L225 87H226ZM242 84V83H241ZM260 84V85H259ZM89 85H87V89H89L88 88V86ZM98 85V86H97ZM170 85V84H169ZM168 85V86H169ZM182 85V86H181ZM187 85V84H186ZM214 84H213V86H215ZM218 85V86H219ZM65 86H66V84H65ZM64 86V87H65ZM89 86V87H90ZM92 86H93V88L95 89H93L92 88ZM111 86V87H110ZM154 86H158L156 83H155V85ZM176 86V87H177ZM197 86V85H196ZM208 86V87H207ZM211 87V89L209 88V90L208 91H210L208 94H210V96H211V92H213L212 91V89L214 90V93H217V94H212V98H210L209 100L208 99H206V100H208V101H210L211 102V99H212V101H215L216 102V99L214 100L213 99V97H215V98H218L219 96V94L220 95H222V94H224V93H220L221 92V90L220 91H215V89L216 88H218V86L217 87ZM220 86V87H221ZM233 86V87H232ZM239 86H241V85H239ZM153 87V86H152ZM164 87H165V85H164ZM164 87H162V89L164 88ZM187 87V86H186ZM190 87H187L186 89H189ZM198 88H199V85L197 86ZM228 87H229V84H227V87H226V89L228 90ZM252 87V88H251ZM261 87V88H260ZM263 87H264V85H263ZM79 88H81V91L79 90L78 91V89ZM126 89V92H128L129 94H131V95H135V93H136V100H135V98H133L132 96H130L128 93H126V95H124V96H122V97H120V99H123V98H125L126 96H130L131 97V99L133 98V100H132V102H137V100H138V103H137V105L139 104V101H140V104L142 105V103L144 104V105H142V106H145L146 107V105H147V107H146V109H145V107H142L141 106V108H142V110H140V109H138L139 110V113H137V114H140V116L139 117H137L136 118V115L137 114H135L134 112H136V110L137 109H135V106H134V108H132V109H134V111L131 109V111L133 112H131L130 110V112L132 113V114H135V117L134 118H132V120H134L135 122H133L130 118V120L128 119H125L124 120V116L122 117V116H120L121 118H123L122 120L120 119V121L122 122V126L124 127V126H126L127 127V125L129 124V122L131 123V124H129L128 125V129L130 128V126H132V127H136V125H137V127L140 125V121L141 120H144V119H150L151 120V124H150V121L148 120H145L146 121V123H145V125H147V123H148V125L146 126L147 128L146 129H143V126L141 127V125H140V127H141V129H142V133L145 131V136H147L148 137V141H150L149 142V144L151 143V144H153V145H151V147H155L156 146V148H155V154L154 153H152V151H153V149L149 146L148 147V143H146V145L144 144V142L142 143L140 140H144L143 138H144V136L143 135H141V137H137L138 139H139V141L142 143V144H144V145H140L139 146V144L138 143H140L139 141H138V143H137V145H136V140H138L137 138H135V139H132V138H134V137H136L137 135H135V133H134V129H136L135 127L134 128H130L128 131H125V130H127V128L125 129V127H124V129H122V126H120L119 128H117L115 125L117 124V123H115V122H117V120L119 121V118L120 117H118V116H116V115H118V114H114L113 115V113H116V111H117V113H118V110H119V112H120V110H124V109H118V107L119 106H114V105H112V104H114L116 101H117V98L119 97L117 94L119 93V91H117V90H124V89ZM144 88V89H145ZM154 88H156V87H154ZM154 88H153V90H154ZM161 88V87H160ZM192 88H190V89H192ZM201 88V87H200ZM258 88L260 89V90H258ZM165 89V88H164ZM203 89H205V88H203ZM219 89V88H218ZM229 89V90H230ZM239 89V90H238ZM248 89V90H249ZM156 91H158V90H160V89H155ZM171 90H172V88H171ZM175 90V89H174ZM179 90V89H178ZM228 90V91H229ZM245 90V93L248 91L247 89H244ZM114 91H116L117 92V94L115 95V93H114ZM148 91H151V89L150 90H148ZM161 91H163V90H161ZM165 91V90H164ZM187 91V90H186ZM194 91V90H193ZM193 91H191V92H193ZM250 91V92H251ZM122 92V91H121ZM124 92V91H123ZM166 92H168V91H166ZM165 92V93H166ZM201 92V91H200ZM219 92V93H218ZM230 92V91H229ZM238 92H237V94H238ZM241 92L242 93H244L243 92V89L241 90ZM261 92H262V95H260L261 94ZM149 93V92H148ZM162 93V92H161ZM160 93V94H161ZM172 93V92H171ZM196 94H197V92H195ZM225 93H228V92H225ZM241 93V95L242 96H244V97H246V95H245V93H244V95ZM247 93H249V91L247 92ZM258 93H260V94H258ZM79 94V93H78ZM95 94V93H94ZM124 94V93H123ZM128 94V95H127ZM156 94V93H155ZM168 95H167V99L169 100V99H172V97L170 98V95H169V93H167ZM178 94V93H177ZM230 93H228L227 95L225 94V95H223V96H227V97H229V96H232L231 94L229 95ZM236 94V95H237ZM252 94V93H251ZM71 95H72V97H71ZM76 95H77V93H76ZM120 95V94H119ZM147 97H146V96ZM158 95V94H157ZM162 95V94H161ZM193 95V94H192ZM198 95V94H197ZM218 97H217V96ZM257 95H260V96H257ZM78 96V95H77ZM121 96V95H120ZM142 96H145V98H143ZM165 96H166V94H165ZM193 96H195V95H193ZM238 96V95H237ZM262 96V97H261ZM64 97V98H63ZM82 97V100H83V98L85 99V97H86V99L85 100H83L84 102L86 101H88L87 103L89 104V102L90 101H92V103H93V107H94V112H92V113H90V109L92 108V107H90V108H88L87 107V104L85 103V106H84V104H83V106H84V108H83V106H82V103H84L83 101H81V105L79 104V102H77L76 104L74 103V102H76V100L75 101H73L74 99H77L78 100V98L80 99ZM127 97V98H128ZM142 97V98H141ZM156 97H158V96H156ZM156 97H154L153 99H155ZM227 97H225L224 99L225 100H227L226 98ZM235 97V96H234ZM258 97H261V98H258ZM146 98H148V101H145V103L144 102H142L144 99L145 100H147ZM158 98H160V97H158ZM157 98V99H158ZM166 98V97H165ZM163 99V97H162V99H161V101L162 100H166L167 101V99ZM73 99V100H72ZM88 99V100H87ZM178 99H179V97H178ZM203 100L205 99V98H202ZM63 100H64V103H63ZM81 100V99H80ZM125 100H126V98H125ZM156 100V99H155ZM155 100H153V101H155ZM182 100V99H181ZM201 100V99H200ZM251 100V101H250ZM252 100H253V102H252ZM262 100V101H261ZM70 101V102H71ZM120 101H122V100H120ZM124 101V100H123ZM129 101V100H128ZM160 101V102H161ZM184 101V100H183ZM202 101V100H201ZM69 102V103H70ZM124 102H126V101H124ZM124 102H123V104L121 105L122 106V108H124ZM131 102V101H130ZM130 102L128 103V104H130ZM142 102V103H141ZM159 102V103H160ZM171 103H172V100L170 101ZM215 102H212V103H214V104H216ZM120 103V102H119ZM148 103V104H147ZM174 103V102H173ZM184 103V102H183ZM207 103V102H206ZM205 103V106L207 105ZM212 103H210L209 105H207V108H209V106L212 104ZM223 103H226V101L225 102H223ZM75 104V105H74ZM91 104V103H90ZM117 104V103H116ZM121 104V103H120ZM120 104H117V105H120ZM127 104V105H128ZM167 105H168V107H169V102L168 103H166ZM186 104V103H185ZM202 104H204V103H202ZM231 104V105H230ZM63 105H64V107H63ZM74 105V106H73ZM92 105V104H91ZM107 105H109L110 107L112 106V108L114 107V109H110V107L109 106H107ZM131 106H132V103L130 104ZM136 105V104H135ZM80 106H82V107H80ZM132 106V107H133ZM150 107V109H149V107ZM161 106H163V104L161 103ZM171 106V105H170ZM202 106V105H201ZM204 106V105H203ZM201 107V109L200 110H202V109H207V108H204V107ZM87 107V108H86ZM109 107V108H108ZM118 109V110H116L115 111V109L116 108ZM211 107V109L213 108V106H210ZM225 107V110H223V108ZM63 108H65V109H63ZM79 108H81V109H79ZM96 108V109H95ZM143 108L145 109V111H148V110H150V112H147L148 114H149V116H147L146 117V112L143 110ZM169 108H171V107H169ZM174 108V107H173ZM173 108H171V110L173 109ZM215 108L213 109V110H215ZM93 109V108H92ZM107 109H108V111H109V109L110 110H112V115L114 116V118H115V116L116 117H118V119L114 122V118H112V120H113V122L115 123H113L112 122V120H111V117H112V115L110 114V118H108V117H106V116H103V115H105V112L107 111ZM148 109V110H147ZM199 109V108H198ZM80 110V111H79ZM114 110V111H113ZM128 110V109H127ZM161 110V109H160ZM159 110V111H160ZM170 110V109H169ZM171 110L169 111V112H171ZM196 110V109H195ZM194 110V111H195ZM79 111V112H78ZM174 112H172V114L173 113H175L176 112V110H173ZM210 111V113H211V110H209ZM72 112V111H71ZM89 112V113H88ZM109 112H111V111H109ZM128 112V111H127ZM154 113L153 115H155L156 116V114L158 113V115L155 117V116H151V114L152 113ZM155 112H156V114H155ZM168 112V113H169ZM200 112V111H199ZM202 112V114H203V111H201ZM229 112V113H230ZM241 112V111H240ZM64 113V114H63ZM151 113V114H150ZM208 113V112H207ZM212 113H213V111H212ZM215 113H216V111H215ZM225 113V114H224ZM69 114V113H68ZM98 114V112L96 113V115ZM160 114V115H159ZM163 114V115H164ZM171 114V113H170ZM176 114H178V112L176 113ZM176 114L175 115H173V116H176ZM201 114V113H200ZM201 114V115H202ZM214 114V113H213ZM212 114V115H213ZM63 115H65V117L63 116ZM166 115H168V114H166ZM194 114H192V116H193ZM208 115V114H207ZM210 115V114H209ZM215 115V114H214ZM200 116V115H199ZM198 116V117H199ZM218 116V117H219ZM232 116V115H231ZM63 117H64V119H65V121H68V124H69V122L70 123H72V121L74 120V122L76 123V122H80L79 123V125H80V127H79V125H78V127L76 126V124L74 125L75 127H76V129L78 128H81V126L83 127V128H86V130L88 129L89 130V133L88 134H85V133H83L84 135H82V133L81 132H79V136H80V138H81V135L83 136L82 137V141H83V138L85 139V142L88 144V142L89 143H91V140H94L93 139V137L95 138V140H94V142L96 141V139L98 140V141H100V143H102V144H100L99 145V147L101 148V147H104V145H105V143H103V142H105L108 138H104L103 136H107V137H109V139L111 138V135H112V138L114 137V136H116L117 135V137H120L118 140L116 139V137H114L115 139V144H117V145H114V143L112 142V144H110V142H111V140L112 139H108V141H106V143H107V146L109 145H111L113 148H107L108 149V151H110V150H112L113 149V151H116V147L115 146H119L120 145V142H121V145H123V143H124V145H125V142H127V141H130L129 142V144H128V142L126 143V144H128V146H129V148H128V146L126 147V145H125V148L127 149H125L124 148V145H123V149H121V147L119 148V149H121V151H125L126 150V153L124 154L126 157H127V154H132V152L134 151V149H131V148H134L135 147V145H136V147H137V149H136V151L138 152V151H141L142 149V151L144 152V147L146 148V147H148V149L147 150H145L146 151V153H150V152H148V151H150V149H152V151H151V153L149 154V159L151 160V158H152V155H154V158L152 159V161L151 162H148L146 159H148L147 157H144V156H147L148 154H145V153H143V152H138L139 154H138V156L139 155H141L142 156V160H145V162H146V164H145V168H144V161H142V163H140L138 160H140L139 159V157L138 158H135V159H137V160H134L133 158H131V156H130V158L131 159H133V161L134 162H139V164H137V166H139V165H143V167H140L139 166V168H141V169H139V168H137V166H136V164L134 165L135 167H132V165H130V163L132 162V160H131V162L128 164L127 163V165L125 166V167H127V168H129V166L130 167H132L133 169H135V170H133L132 168H129L128 170H130L131 171V173H129L130 171H127L126 169L125 170H121V171H118L119 172V178L117 177V181H114V186H112V188L110 187V188H105V191H106V193H107V195H110L112 192H113V189H114V194H111V197H107L106 198V202H110V204H107L110 208H112L113 210H114V212H115V214L113 213V211L111 210V209H107V211H109V214H107L106 215V217L102 214L101 216L99 215L98 216V212L96 211V209H98L97 207V205H98V203L102 206V201L103 202H105V197H102V196H100L99 194H101L100 193V191L101 190H99V188L100 187H98L97 186V189L99 190V191H97V189H96V185H97V183H98V178L100 177L99 175H100V173H102L103 171H101L100 173L98 172V177L96 178V174L94 173V175H93V173H92V176H91V172H93V171H88L89 170V168H88V174H90V176L89 177H87V171H85L84 173H85V175H86V177L83 175V176H81V172L76 168V166H75V168H76V170H71V168L68 170V167L67 168H64L63 169V162H64V160H66L68 157H70L71 158V155L73 154V152L75 151L74 149H70L71 150V152H70V150L69 151H67V149L68 148H70L69 146L67 147V149H65V147H66V145L63 147V141L64 140H66L67 138H69V132L67 133L68 134V136L66 135V137H65V135L63 136V126L64 125H66L67 123L65 122V124H64V122H63ZM75 117V119H72V118H74ZM105 117V119H103ZM146 117V118H145ZM169 117V116H168ZM167 116H166V119L168 118ZM191 117V116H190ZM194 117V116H193ZM208 117V116H207ZM211 117V116H210ZM209 117V118H210ZM213 117H215V116H213ZM263 117V118H262ZM88 118V117H87ZM88 118V119H89ZM93 118V119H92ZM152 118V119H151ZM163 118V117H162ZM169 118H171V117H169ZM192 118V117H191ZM206 118V117H205ZM204 118V119H205ZM72 119V120H71ZM79 119V118H78ZM164 119V118H163ZM172 119V118H171ZM171 119H169V120H171ZM223 119V118H222ZM226 119V118H225ZM235 119V120H234ZM263 119V120H262ZM93 120V121H92ZM158 120V119H157ZM160 120V119H159ZM165 120V119H164ZM175 120V118H173V120H171V121H174ZM176 120H177V117H176ZM201 120V119H200ZM211 120V119H210ZM209 120V121H210ZM213 120H215V118L213 119ZM217 120V119H216ZM215 120V122H217ZM224 120V119H223ZM237 120V121H236ZM250 121H251V119H249ZM248 120V122H250ZM144 121V122H145ZM154 121V122H153ZM156 121V122H155ZM193 121H194V125H195V123L196 122H198V121H196L195 122V120H194V118H193ZM231 121H229V122H231ZM234 121H236V123H234ZM244 121H245V123H244ZM162 124H161V123ZM220 122V121H219ZM222 122V121H221ZM219 123V124H222V123ZM247 122V123H248ZM100 123H102V124H100ZM113 123V124H112ZM154 123H160L157 127H156V125H154ZM239 123V122H238ZM64 124V125H63ZM151 126H150V125ZM169 124V123H168ZM193 124V123H192ZM240 124V123H239ZM118 125H120V123L118 124ZM194 125H192L193 127H194ZM205 125V124H204ZM203 125V126H204ZM223 125L222 126H220V129L221 128H223ZM241 125V124H240ZM240 125H238V127L239 128H241L240 127ZM249 124H246V126H248ZM50 126H52L53 128V130L55 129V131H48V128L50 127ZM55 126V127H54ZM88 128H87V127ZM113 126H115V129L114 130H116V131H114L113 130V132H109L108 130L111 128V130H112V128H113ZM152 126H153V128H152ZM164 126H166V125H163L162 126V128H164ZM215 126V125H214ZM65 127H67V125L65 126ZM139 127V128H140ZM168 127V126H167ZM171 126H169V128H170ZM188 127H190V125L188 126ZM196 127H197V123H196ZM199 127V126H198ZM206 127V126H205ZM82 128V129H83ZM117 128V129H116ZM161 128V129H162ZM166 128V127H165ZM164 128V129H165ZM190 128H192V127H190ZM207 128H208V125H207ZM207 128H205L206 130H208ZM214 128H216V127H214ZM213 128V129H214ZM225 128V129H226ZM78 129H77V131H78ZM91 129V130H90ZM98 129V128H97ZM133 129V130H132ZM140 129V130H141ZM160 129V130H161ZM171 129V128H170ZM189 129V128H188ZM194 129V128H193ZM193 129H191V130H193ZM199 129V131H200V128H198ZM198 129H194L196 132H197V130ZM218 129H219V127H218ZM225 129H223V130H221L220 132H221V134H223V133H227L228 131L227 130H225ZM257 131H256V130ZM64 130H65V128H64ZM66 130H68V129H66ZM105 130V131H104ZM120 130L121 131H123L124 130V132L126 133L127 132V134H123V135H127L126 137L124 136V139L126 138V140L124 141L123 140V142L120 140L121 139V137L123 138V136H120L122 133L120 132ZM132 130V131H131ZM147 130V131H146ZM153 130V132L155 133V131ZM191 130L189 131L190 133H191ZM193 130V131H194ZM205 130V131H206ZM216 130V129H215ZM225 130V132H223ZM231 130V131H232ZM238 130V131H237ZM255 130V131H254ZM74 131H76V130H74ZM77 131H76V133H77ZM98 131H99V129H98ZM97 131V132H98ZM107 131H108V133H111V134H109L108 135V133H107ZM133 132L134 133V136H133V133H131V132ZM138 131V130H137ZM192 131V132H193ZM197 132V133H200V132ZM204 131V132H205ZM209 131H211L210 129H209ZM227 131V132H226ZM70 132H71V130H70ZM95 132V133H94ZM114 132H119V133H114ZM140 132V131H139ZM140 132V134H142ZM161 132H163V131H161ZM168 132V131H167ZM170 132V131H169ZM188 132V133H189ZM195 132V133H196ZM206 132H208V131H206ZM206 132H205V134H206ZM75 133V132H74ZM80 133H81V135H80ZM105 133V134H104ZM112 133H114V134H112ZM154 133H151V134H153L154 135ZM166 133V132H165ZM165 133H164V136H165ZM194 133V132H193ZM192 133V134H193ZM209 133V132H208ZM219 133V132H218ZM64 134H66V133H64ZM118 134H119V136H118ZM132 134V135H131ZM137 134H139L138 132H137ZM144 134V133H143ZM146 134H148V135H146ZM158 134V133H157ZM210 134H212V131H211V133ZM210 134L208 135V136H210ZM214 134H215V131H214ZM220 134V135H221ZM228 135H229V133H227ZM71 135V134H70ZM76 135V134H75ZM90 135V136H89ZM91 135H93V136H91ZM101 135V136H100ZM103 135V136H102ZM161 134H160V132H159V134H158V136H160ZM191 135V134H190ZM189 135V136H190ZM213 135V134H212ZM219 135V134H218ZM89 136V138L91 137L92 139H90L89 140V138H87ZM128 136L131 138V140H129L128 139ZM162 136V135H161ZM160 136V137H161ZM164 136H162L161 138H160V140H161V142H162V139L163 138H165ZM167 136V135H166ZM193 136V135H192ZM199 136V135H198ZM201 136V135H200ZM215 136V135H214ZM225 136H227V135H224L223 137H222V135H221V137L223 138V140H224V137ZM253 136H254V134H253ZM65 137V138H64ZM74 137V136H73ZM76 137V136H75ZM74 137V143L76 144V140H78V139H76V138H78V133H77V137L75 138ZM89 140V141H87L86 140V138ZM101 137V138H100ZM143 137V138H142ZM147 137H145V138H147ZM191 137V136H190ZM189 137V138H190ZM205 137V136H204ZM211 137V136H210ZM209 137V138H210ZM220 137V136H219ZM217 138V136H216V139L218 140V139H220V138ZM64 138V139H63ZM71 138V137H70ZM69 138V141H66V142H70V140H72V139H70ZM99 138H100V140H99ZM102 138H103V140H102ZM150 138V139H149ZM202 138H203V136H202ZM211 138H215V137H211ZM210 138V139H211ZM221 138V139H222ZM226 138V137H225ZM254 138H255V136H254ZM192 139V142H193V144H195L196 142L195 141H193V137L191 138ZM191 139H190V141H191ZM199 139H201V138H199ZM208 140V138L206 137L205 138V140ZM239 139H238V141H239ZM68 140V139H67ZM116 140L118 141V142H116ZM119 140H120V142H119ZM132 140L133 141H135V142H133L134 144V146L132 147L131 146V142H132ZM147 140V139H146ZM164 140V139H163ZM203 140V139H202ZM222 140V141H223ZM245 140V141H244ZM79 141H81L80 139L78 140V142L77 143H79ZM113 141V140H112ZM148 141H146V142H148ZM225 141V140H224ZM235 141H237V139L235 140ZM241 141V140H240ZM65 142V143H66ZM84 142V143H85ZM153 142V143H152ZM161 142H159V143H161ZM164 142H166V140L164 141ZM195 142V143H194ZM197 142H199V141H197ZM212 142V141H211ZM210 142V144H212ZM215 142V144H216V141H214ZM214 142H213V144H214ZM86 143H85V145H86ZM93 143V142H92ZM90 144V145H92V149H93V147L97 144V142L96 143H93V144ZM119 143V144H118ZM131 143V144H130ZM159 143H157V144H159ZM220 143V142H219ZM225 143H227L226 141H225ZM251 143V144H250ZM74 144V145H75ZM83 143L82 142H80V144H78V146L80 145V146H83L82 145ZM148 144V145H147ZM163 144V143H162ZM167 144V143H166ZM166 144H165V146H166ZM203 144V143H202ZM204 144H207L206 142H204ZM209 144V145H210ZM212 144V145H213ZM214 144V145H215ZM222 144V143H221ZM248 144H250L251 146L249 147L248 146ZM262 144H263V146H262ZM90 145H88V147L90 146ZM102 145V146H101ZM209 145H203L204 147H207V148H209L208 149V152L210 151V149L211 148H213V147H211L212 145H210V147H209ZM216 145H219L218 144V142H217V144ZM223 145H224V142H223ZM221 146V145H219V146H221V147H224V146ZM235 145H237V144H235ZM107 146H105L104 148H106ZM131 146V147H130ZM164 146V145H163ZM164 146V147H165ZM203 146L202 147H200V149H202L203 148ZM77 146H75L74 148H76ZM85 147V149H84V152L82 153V154H84L85 152H86V149L88 148L87 147V145L86 146H84ZM115 147V148H114ZM135 147V148H136ZM140 147H142V149L140 148ZM218 147V146H217ZM255 147V148H254ZM95 149L93 150L94 152H96V148H97V146H95L94 147ZM158 148H160V147H158ZM168 147L166 146V149H167ZM218 148H220V147H218ZM224 148H228V146L227 147H224ZM245 148V149H244ZM261 148H257V150L256 151H260L259 149H261ZM64 149H65V151H67V152H70L69 154H67V152H64ZM80 149V147L78 148H76V150H77V152L78 151H80L79 150ZM107 149H105L104 151H107ZM131 149V150H130ZM140 149V150H139ZM163 149H165V148H163ZM200 149H199V151H200ZM206 149V148H205ZM205 149H203V150H201V152L203 153V151L205 150ZM221 149H223V148H221ZM220 149V150H221ZM248 149V150H247ZM253 149V151L251 152V150ZM118 150V149H117ZM131 152H130V151ZM82 151H83V149H82ZM82 151H80V153L82 152ZM88 151H92L91 150V147H90V149L88 150ZM86 152L87 154L89 153V152ZM92 151V152H93ZM103 151V150H102ZM101 151V152H102ZM108 151H107V153H108ZM112 151V152H113ZM120 151V150H119ZM120 151V152H121ZM124 151L122 152V153H124ZM193 151V152H192ZM212 151V150H211ZM217 151V156H218V150H216ZM215 151V152H216ZM223 151V150H222ZM224 151H225V149H224ZM227 151V150H226ZM225 151V152H226ZM246 151H247V154H246ZM263 151V152H262ZM66 153L65 155H66V157H65V155H64V160H63V154L64 153ZM76 151H75V153L74 154H76L77 153ZM92 152H91V154H90V157H92L91 155H92ZM101 152L99 153V149H98V153L99 154H101ZM130 152V153H129ZM244 154H242V153ZM251 152V153H250ZM97 153V157H93V159H96L95 161L96 162H98V164L97 163H95V164H97L96 166L94 165V160H91V162H93V165H94V167H97V166H99L98 168H100V169H103V168H101L102 166H107V164H106V162L108 161V160H106V159H108V158H102V157H100V158H102V159H99V154ZM104 153V152H103ZM141 153H143V154H141ZM158 153V154H157ZM195 153H197V151L195 152ZM211 153V152H210ZM220 153V152H219ZM223 153V152H222ZM222 153L220 154V156L222 155ZM249 153L251 154L249 157H247L248 155H249ZM72 155L73 157H72V159H75L74 158V156L75 155ZM81 154V155H82ZM86 154V155H87ZM106 154V153H105ZM113 154H114V152H113ZM145 154V155H144ZM160 154V155H159ZM198 154V153H197ZM206 154V153H205ZM204 153L201 155H199V156H203V155H205ZM225 154V153H224ZM234 155L236 154V153H233ZM68 155H70V156H68ZM76 155H79L80 156V154H79V152H78V154H76ZM86 155H84L83 157L85 158L86 157ZM159 155V156H158ZM167 155H168V153H167ZM208 155V154H207ZM212 155V154H211ZM215 155V154H214ZM226 155H227V157H225V158H228L229 159V154L228 153H226ZM225 155V156H226ZM242 155H243V157H242ZM245 155H247L246 156V159L247 158H249L248 159V162L246 161V159H245ZM89 156V155H88ZM112 157L111 155H110V152H109V155H108V157ZM161 156V157H162ZM76 157V156H75ZM89 157V158H90ZM104 157V156H103ZM109 157V158H110ZM132 157H133V154H132ZM195 157V158H194ZM205 157V156H204ZM70 158H69V161H68V159H67V161H68V163L69 164H71L70 163V161L72 160H70ZM79 158H82V157H79ZM84 158H82V159H78V161H77V159H75L77 162H79V160L81 161V160H84ZM128 158V157H127ZM127 158H125V159H127ZM141 158V157H140ZM188 158V159H187ZM218 159L219 158H221V157H217ZM216 158V159H217ZM223 158H224V156H223ZM225 158L223 159V160H225ZM88 159V158H87ZM99 159V160H98ZM104 159V160H103ZM148 159V160H149ZM212 159V158H211ZM215 159V160H216ZM228 159H226V160H228ZM252 160V161H249V160ZM89 160V161H90ZM101 160H102V162H101ZM170 160L171 161H173L171 158H170ZM189 160V161H188ZM222 160V159H221ZM73 161V160H72ZM86 161H88V160H86ZM86 161L83 163L82 162V164H83V167H85L84 166V164H86ZM88 161V162H89ZM103 161H105L104 163L106 164V165H104L103 164ZM208 161H211V160H208ZM219 161H220V159H219ZM99 162H101V164L99 165ZM113 162V161H112ZM112 162L110 163V165L112 164ZM117 162V163H116ZM116 162H114L113 163V165L115 166V165H117L118 164V166L120 167L119 168V170L120 169H123V166H124V164L122 165V167H121V164H122V162H121V164H120V161L118 162V161H116ZM153 162V163H152ZM188 162H190V163H188ZM203 162H204V160H203ZM214 162H216V161H214ZM213 162V164H214V167H216L215 166V163ZM225 162V161H224ZM250 162V164H248ZM67 163V162H66ZM67 163V164H68ZM80 163L81 162H79V164H77V165H80ZM116 163V164H115ZM164 163H166L165 161H164ZM163 163V164H164ZM170 163V162H169ZM226 163H228V161L227 162H225V164ZM231 162H229L228 164H230ZM234 163V162H233ZM233 163H231V164H233ZM66 164V165H67ZM88 164H90V162L88 163ZM87 164V165H88ZM131 164H133V162L131 163ZM148 164V166H151V165H149ZM207 164H209V162L207 163ZM210 164H212L211 162H210ZM93 165H91V166H93ZM102 165V166H101ZM192 167H191V166ZM218 165H220V164H218ZM217 165V166H218ZM227 165V164H226ZM247 165H248V167L250 168L249 170H247L248 169V167H247ZM90 166V167H91ZM101 166V167H100ZM114 166H110L111 167V169H112V167L114 168ZM157 166V165H156ZM203 166H204V164H203ZM205 166H207L206 165V163H205ZM232 166H234V165H232ZM231 165L229 166L230 168L232 167ZM235 166H237V165H235ZM109 166H107V168H108ZM110 167H109V169H110ZM214 167H211V168H213V170H215L214 169ZM97 168V169H98ZM107 168H104L105 170H104V176H107V178L106 177H103L102 175L103 174H101V176H102V178H105L104 180H105V182L107 181V180H109L110 178H116V174H112L111 173V175H109L110 173L107 171L106 172V170H107ZM158 167H156V168H154V169H157ZM161 168V167H160ZM207 168V167H206ZM223 168V167H222ZM221 168V170H222V172L219 170L218 172H221V173H223V172H225V171H227L225 168V170L224 169H222ZM230 168H228V170L230 169ZM234 169H236V167H233ZM238 168V167H237ZM238 168V169H239ZM67 169V170H66ZM93 169V167H91L90 168V170H92ZM99 169V170H100ZM108 169V170H109ZM116 169H117V167H116ZM136 169H138V170H136ZM164 169H166V170H164ZM183 169V170H182ZM188 169H191V171L193 170L194 171V174H195V176L196 175H199V176H201V177H203V178H200L199 176V178L200 179H202V181L203 182H201L199 179H196V180H199L198 181V183H197V181L195 182V180L193 181L192 180V178H194L193 176H191L190 174L191 173H189L188 172ZM234 169H233V171L230 169L229 170V172H232V173H237V169H236V171H234ZM240 169V170H241ZM63 170H66V171H64V172H66V174H64V172H63ZM113 170V169H112ZM132 170H133V172H132ZM145 170V171H144ZM173 170V169H172ZM209 170V169H208ZM211 170V169H210ZM209 170V171H210ZM212 170V171H213ZM239 170V171H240ZM244 170H246V171H244ZM250 170H251V173H248L247 171H249L250 172ZM67 171H68V173H69V175H68V173H67ZM70 171V172H69ZM71 171H73L74 172V175H71ZM127 171V172H126ZM154 171V170H153ZM153 171H151V172H153ZM161 171H155L154 173H158V172H161ZM196 171V172H195ZM206 171H207V169H206ZM208 171V172H209ZM211 171V172H212ZM149 172V171H148ZM150 172V173H151ZM208 172H206V174L208 173ZM211 172H210V174L209 175H211ZM97 173V172H96ZM109 173V174H108ZM133 173V174H132ZM165 173V172H164ZM244 173H246V174H244ZM108 174V175H107ZM129 174V175H128ZM130 174H132L131 176H130ZM155 174V175H156ZM159 174V173H158ZM156 175V176H159V175ZM238 174V173H237ZM260 174V175H259ZM64 175H66V177L67 178H64L63 176ZM112 175H114V176H112ZM155 175L152 173V177H155ZM209 175H207V176H209ZM222 175V174H221ZM231 175V174H230ZM94 176V177H93ZM256 178H258V179H256ZM209 177H211V176H209ZM217 177V178H216ZM230 177V176H229ZM243 177V178H242ZM88 178V179H87ZM155 178H157V181H159L160 179H158V177H155ZM231 178H233L232 176H231ZM240 178V177H239ZM112 179L111 180H109V181H112ZM209 179V180H208ZM215 180V182L214 181H211V182H209L210 180ZM217 179V180H216ZM96 180H97V183H96ZM116 180V179H115ZM230 180H233V179H230ZM78 181H81V183H79ZM153 181H155V179L153 180ZM156 181V183L158 184V182ZM235 181V180H234ZM113 182V181H112ZM161 182V181H160ZM237 182V181H236ZM107 183V182H106ZM105 183V184H106ZM202 183V184H201ZM261 183V184H260ZM198 184H201V185H207V187H203V186H201V185H199L198 186ZM102 185V183H100L99 184V186H101ZM142 185L144 186V188H141L142 187ZM119 187H121V189L119 188ZM135 187H137L138 189H140V190H138V191H136V189H135ZM146 187V188H145ZM200 187H202V189L200 190ZM199 188V189H198ZM203 188H204V192L203 193H201L200 191H202L203 190ZM118 189H120V190H122V192H121V195L119 196L117 193H118ZM96 191H97V193L98 194H96ZM130 191H133V192H135V194H133L132 196H129V194L131 195V192ZM120 192V191H119ZM137 192H138V194H137ZM104 193V192H103ZM102 193V194H103ZM138 195V197L136 198V196ZM250 194V195H249ZM95 196H96V198H95ZM242 198V199H241ZM97 199V200H96ZM102 199V200H101ZM114 199H116V202H115V200ZM96 201H97V204H96ZM113 205H112V204ZM249 206H248V205ZM253 204H255V206L257 205V204H259L258 205V207H261L260 209H261V211H262V213L261 214H259L258 215V212L254 209V207H253ZM261 204V205H260ZM103 205H104V203H103ZM246 205L248 206V207H246ZM96 207V208H95ZM250 207V208H249ZM257 207V206H256ZM110 210L112 211V212H110ZM100 212V211H99ZM103 213V212H102ZM112 213L114 214V218H115V221L114 222H112V223H110V221H111V217H107V216H112ZM100 214H101V212H100ZM117 218V219H116ZM255 222H257V225H258V227L257 226H255ZM255 223V224H254ZM260 225V226H259ZM261 227V228H260ZM129 229H132V231L130 232L131 233V235H132V232H133V238L132 239H134V238H137V239H134L135 240V242H133V240L130 238V234H129V232H128V230ZM134 229V230H133ZM135 232L138 234V237L136 236V235H134L135 234ZM134 236H136V237H134ZM95 242V243H94ZM93 244V246H91V247H93V249H91V247H90V245H92ZM100 246L102 247V249L100 248ZM99 251V252H98ZM98 253H100V255L101 256H99V254ZM118 254V255H117Z\"/></svg>",
  "mask_w": 264,
  "mask_h": 264
},
{
  "label": "rangeland",
  "instance_id": "rangeland-1",
  "mask_svg": "<svg viewBox=\"0 0 264 264\" xmlns=\"http://www.w3.org/2000/svg\"><path fill=\"white\" fill-rule=\"evenodd\" d=\"M15 1H16L17 3H20V4H21L22 2L25 1V2H24L25 4L23 3V5H24V8L27 10V13H31V14H29V16L31 17V19L33 18L32 16L36 17V18H34V19L32 20V21H34V22H33L34 24H35V22H36L39 18H40V22L43 21V20H45L46 18H47V19L50 18V19H48V20H49V21H48L49 23H50L51 21H53V20H54V21L57 20V21L54 22V23L57 22L56 26H54L55 24H54L53 22L47 25V28H48V29H50V27H52V25H53L54 28L50 29V30L52 31V32H51L52 35L49 34L50 31H48L47 33H44V35H45V36H48V37H51V38H52V37H53V38H54V37L57 38V35H58V34H61L60 37H59V39L62 40L61 42H62V46H63V54H66V55H64V56H65V59L68 58V57H67L68 54H69V55H68L69 57L71 56V57L73 58V59H72V58L70 57V58H69L70 60L67 59V60H69L70 62H67V60H64V59H63V60L66 62V64H63V67H64V68H67V67H68V66H66V65H69V66H71V67L73 66L72 69L70 68V69L73 71V68H76L75 66L78 67L79 65H81V63H83L82 65H84L85 63H87V62H83V58H82V60H80V57L78 58V56H79L78 54H80V53H78V52H82V51H83V53H85L84 51H87V52H88V50H89V52H91V50H92V51L94 50V51H93V54H94V53L97 52V47H98V49H100V52H103V49H105V48L107 47V48L104 50V52H105V54H106V56H107L109 53L112 52V51H109V49L111 50V49L115 48L114 50H116V49H117V48H116L117 46H118V49H119L121 46H123V47H121L122 49L120 48L121 50L126 51V49H127V51H129V54H128L127 51H126L127 53H126V52L124 53V51H123V53H124L123 56H124V58H125V60H126V65H125V60H124V62H122V63H124V66H125V67H126V66L128 67V66L131 64L130 61H132V59H133V62H134V61H135V58H136V61H137L136 63L138 64V65H137L136 63H134V64H135V65H134V64L132 63L133 65H132V64H131L132 66L130 65L131 68L129 67L130 70H131V71H130V74H131V75H130L129 77L132 78L133 82L135 81V82H138V83H139V82H143V81H144V80H143L144 78H142V76H141V75H142V72L144 73V69H143L142 72H140V70H142L141 68H143L142 65L144 64L145 59L147 58L146 56L149 57V55H150V54L152 55V53H153V56H150V57H149L148 61H146L147 63L145 62V63H146L145 65L147 66V65L149 64L150 67H151V64H150V63H152V61L154 62L153 59H155V62H154L153 64H154V65H157V64L159 63V64L156 66L157 69H158L159 71H160L161 68H162V70L166 69V70H164V71H162V70L160 71V73H161V80L159 79V82L161 83L162 79H163V81H162L161 84H160L159 82H155L158 86H154L155 83L153 84V81L151 82L150 80H147V82H146V83H148L147 85L145 84V81H146V80L144 81V83H142V85L145 84V86H147V88L150 87L151 85L153 86V87L151 86V87L148 89V90L151 89V91H148L147 88H145V87H144L145 89L142 88V90H143L142 92L144 93L145 90H147V91H146V92H147L146 95L148 96V98L150 97L151 100H152V102L150 101V104H149V105H151V103H154V102H156L157 100H159V101H157L153 106L151 105V106H152V109H150V107L148 106L149 109H150L151 111H155V108H156V109L158 108L157 111H158V113H160V112L163 110V109H162L163 107H164V108L167 107V108L165 109V110H166V111H165V112H166L165 114H164V111H163V112L161 113L162 115L159 114L160 116H157L158 113L156 114V112H155V114H156V116H157L158 118H156V119H152V118H151L152 120H156L157 122H158V121H162L163 125H166V126H164V128H165V127H166V128H165V129L162 128V126H163V125H162V126L160 127V129H161V128H162V129H161V130L159 129V131L157 132V130H158V128H159V127H157V126L161 123V122H160L159 124H158V123H154V125H156V127H157V129H155L156 131L154 130L155 126H154V128H153V126H152L153 130L155 131V133L153 132V130H151V132H149V131H150V130H149V129H150L149 127H148V131H147V130H146V131L148 132V134L150 133L149 135H150L151 137H153V138L155 137V139L153 140V142L159 138V140H157V141L154 143L155 145H157V149H159V151H160V149L162 148L161 151H160L161 153H162V152L164 153L165 150H166V152L168 153V155H167V153L165 152L167 157H163L162 155L159 154L160 156H159V155H158V156L160 157V159L157 158V155H156L155 158H154V155H152V158H151V160H150L148 156H149V154L151 153L152 149H153L152 153L155 154V152L157 151V150L155 151L156 146H155V147H151V145H153V144H151V143H150L151 145L149 144L150 141H148V137L145 136V131L143 132L144 134L141 132V131H142L141 127L144 125V126H143V129H146V128H147L146 126L148 125V123H147V125H145V123H146L145 120H147V121L149 120V121H150V124H151V120L148 119V118H147V119H144V120H141V121L139 122L140 125H141V127H140V125H139L138 127H137V125H136V127L134 126V127L136 128V129H134V133L136 132L135 135H137V136L134 137V138H132V139H135V138H137V137H141V135H143L144 138H143V137H142V138H143L144 140H143V141L140 140V141H141L142 143L144 142L145 145H146V143H148V144H149V145L147 144L148 147L150 146V147L152 148V149H150V151H148V152H150V153H146V151H145V150L148 149V147H146L147 149L144 147V149H145L144 152L142 151V150H143L142 147H140L142 150H141V151H138V152H143V153H145V154H148L147 156H144V157H147V158L149 159V160L146 159L148 162H151L153 158H154L153 161H159V162H160L162 159L165 158V160L161 161V164H159V165H158L157 162H156V164H154V166H153V169H151L153 164L151 165V164H149V163L146 161L149 165H151V166H148V164L146 165V166H147L146 170H148V169H149L148 167H150V170H148L149 172H148V171H146V172H147V174H148L149 176L151 175L150 177H147V178H146V181H148L149 178H153V179H151V181H149L148 183H144L143 185L147 184L146 187H147L148 189H150V190H152L153 188L155 189L158 185L160 186L159 183L162 184L165 180H167L166 178H167L168 176H166V175H167L166 173H168V171H170V170H168V169H171V171H173V173L175 174V172H176V168H178V167H184V168L186 169L187 167H189V166L186 165V160H185V158H184V155H183V152H182V149H181V145H180V139H181L180 136H182L181 134H183V135H185V136L189 139V142H191V143H190L191 148H192V146H194L195 149H197V146H199V144H200V146H199L198 148L200 149V147H202L203 145H204V146H205V145H206V146L209 145L211 141H212V142H211L212 144H213L214 141H216V144H217V142H218V144L221 145V146L223 145V142H224V145H225V146H224V145H223V146H224V147H227V146H228V148H224V147H221V146H219V145H216L215 142H214L215 145H214V144H213V145L210 144V145H212L211 147H213V148H211L210 145H209V147L211 148L209 152H208V149H209V148H207L208 146H207V147H204V146H203V148L200 149V151H199V149H198V150H194V152L192 151V152H193V155L195 154L194 156L197 155L196 157H198L197 160L199 161V163H200V164H202V163L204 164V166H203V164L201 165V166H202L201 168L204 167L203 169H204L205 172L202 171V172H198V173H199V174H203V173H204V175H206L207 178H212V179L214 178V176H217V175H216L217 173H220V177H219V176H218V178L216 177V178L218 179V180L216 179V180H217L216 183H217L219 186H221L220 188H222L225 184L227 185L228 183H229V184L227 185L228 188H227L226 185H225V186H226V188H227L229 191H232V190H233V189H232V186H237V187H239V183H240L239 181H241V175H242V176H245V175H243V171H242L241 168H244V169H245V163H246L245 160L242 159L241 156H239V155H241V154H239V153H240L239 151L242 149V148H240V146H241V147H246V143H247V142H251V143H252V141H251L252 139H251V137H250V134H252V131H251V133H248L249 136L247 137V132L249 131L248 127H249V128L251 127V130H252V128H253V126H252V124H253V118H252V116H255V114H256L257 112H258V113H261V115L264 113V112H263L264 110H263V109L261 110V106H260V104H259L260 102H258V103L255 104V110L257 111V112H256V111H253V110H254V104H250V103L248 102V100H247V97H248V96H249L250 98L253 99V97H254V96H253V94H254L253 92H257V91H255V90L257 89L256 86H257L258 84H257L256 86H255V84H254L255 82L252 84V85L255 86V87L252 89V91L254 90V91L252 92V91L249 89V85H251V84H249L250 81L247 82L245 79H243V78L245 77L244 75H245V74L248 75L249 72H250V75H249V76L252 77V78H255V79L258 77L256 80L254 79V81H257L258 83L262 84V85H260V84H259V85H260L262 88H264V87H263V85H264V80H263V79H264V66H262V65H263L262 63H264V61H261V60H263V59H262V54H263V56H264V49H262V48H264V46L259 47V49L261 48L262 50H261V49L259 50L258 47H257V46H259V45H258L259 43H257V41L259 40L258 38H261V39L259 40V42H260L261 40H264V39H263V38H264V23H263V24L261 23L262 26H261L260 24H258V23H257V25H256V24H255V23H256L255 21L257 20V18L254 16V14H252V15H253L256 19H255V20H252L251 18H254V17L251 15V18H250V17H249L250 13H246L247 11L245 12L246 14H242L244 11H242V13L239 12V11H241V10H244L245 8H246V10H249V9H247V7H245V8L243 9V7H244V6H243L241 10H240V8H239V9L236 8L238 11H237V10L232 11V10L234 9V7H233V9H232L231 7H224V6H223L225 9H224V11H223V13H222V14H224L225 10L227 11L229 8L232 9V10L229 9V10H231V11L229 12V14H230L231 12H234V13H235V12H236V13L238 12V14L240 13V14H239L240 16L237 15L236 13H235V14L233 13L232 15L230 14V16H229V17L233 18V22H234V23L238 21V22H237L238 25H241L242 22H243L242 24H244V21L249 17V20L247 19L248 21H246V22H248V24L245 22L246 24L240 26V29H239V30H241V28H242V31H241V32H240L239 30H238V32L236 31V29L239 27L238 25L236 26L237 23H235V27H236V29L233 27L234 30L236 31V32H234V35H233V36L238 35V36H236V38H237V37L239 38V34H240V36H241V37L243 38V40H244V43L242 42L243 40H241V42H240V43H243V46L246 45V44H245V41H247V39H248L249 37L252 38V36H253V38H255L256 36H258V38H257L258 40L255 38L257 41H256L255 39H253V40L255 41L256 45H255V43H254V46H253V43H252V39H251V38H250L251 40H249V41L246 42V43L250 42V43L248 44V46L251 44V45H250V46H251V49H249V47H247L246 50H248V49H249V50H248V51L245 50L243 53L248 52V55L246 54L248 57H247V56L244 57L245 54H244V55L242 54L243 57H244V58H243L242 55H241V57H240L239 54H236V53H237V50L235 51V50H234L235 47L233 46L234 44H237V45H236V48H237V46L239 47V44H240V43H234L233 45H232V44H225V43L222 42V41H224V40H223V39L220 40L219 38H218V41H217V39H216V42H219V44H214V43H213L215 46H213L212 42H208V41H209L208 39H210V41H211V40H212V41H215V40H213V39L215 38V36H214V34H213L214 30L212 31V34H213L212 36H214L213 39H212L211 36H210V38L208 37L207 39H205V37H204V38H203V40L205 39V40H204V43H203V41H202L201 44H199V41H197V40H199L198 38L203 37L202 35H205V34L208 33L209 31L211 32V29L214 28L215 24L221 26V25H223V24L225 23L224 26H223V27H225V26H229V24L232 22V21H231V22L228 21V20H229V18H228V16H227V13H228V12H227V13L225 12L226 14H225V16H223V15H221V12H222L221 10H222V9H221V10H218V7H215V9H214L213 7H211L210 9H208L209 12H210L211 14L207 12L208 14L206 13L205 18H204V19L206 20L205 22H207V23H205L206 26H207V27H205V29L209 27V28L206 29V30L203 29L204 27H202V25L204 24V21H203V23H202V21H200V19H201L202 17L198 16V17H200V19H199L198 21H197L198 18H197L196 21H195V18H194V17H193V19H189V18H191V16H195V15L197 16L198 14L201 15V16H203V15H202L203 12H204V11H203V9H204L203 6H205V7L208 6V4H205V5H204L203 3L208 2L209 4L211 3V4H216V5H217L218 2H220V0H218V2H217V0H215L216 3H215L214 0H211V1H210V0H206V1H205V0H198V1H201V2H200V6L197 5V2H196L197 0H163L164 2L171 1V2H174L175 4H176V3H177V4H183V3L186 2V1H190V2H193V1H194L193 3L196 2V5L194 6V4L192 3V4H193V8H194V7L197 8V6L200 7V8L203 7V8L201 9V11H200V8H199V9L197 8L198 10H196V11H198V12H196L195 14H194V12H190V14L193 13L194 15H190V16H188L189 18L186 17L187 15L185 16V14H186L187 12L190 11L189 9H187L188 11H187V10H186V11H185V10H184V11H180V9H177L176 11H175V10L172 11L171 9H168L166 6H162V5H160L161 3H163V5H164V2H161V3H160L161 0H160V1L158 0V1H159L158 4H159L161 7H166V8H167V9H166V10H167L166 13L164 12V10H162L163 8L160 9V10H159V9H156L155 6H157V4H155V1H153V0H152V1H153V3H154L155 5H151V6H149V8L146 7V6L149 5V4L145 5V4L147 3V2H145L146 0H141V1H140V0H138V1H137V0H114V1H113V0H111V1L108 0V1H109L108 4H107V5H104V6H108L110 2H112V3H113V2L116 3L113 7H112V5H113L114 3H113L112 5H110V8H111V7H112L113 9L115 8L114 10L111 8L112 11H113L114 13H113L112 11H110L109 7H107V8L109 9V10H108L106 7L103 6V1H102V0H96L95 2H94L93 0H92L93 2H92L91 0H88V1H90V3L92 2V3H94L95 5H96V4L99 5V7H97L98 5H96V7H97V8H96V11H97L98 13H100V14L102 13L101 15L104 14V18H102L100 14H98V17H96L97 15H92L91 12L93 11V8L91 9V8L89 7V8H90V9H89L88 6H87L88 4L86 5L87 8L89 9L88 11H90V10H92V11L90 12V14H88V16H85L86 12H88V11H84L83 9L86 8L84 5H85V3H86L87 0H81V3H82L81 5H83L84 7L80 6L79 2H78L79 5L76 3V2L79 1V0H77V1H76V0H75V1H73V0H63V1H60V0H59V1L62 2V4L64 5V9H63V10H62V7H61L62 4H60L59 1H58V4H57V0H54V1H53V0H52V1H51V0H40V1H39V0H15ZM83 1H85V3H84ZM133 1H134V2H133ZM143 1H144V2H143ZM152 1H151V2L148 1V3L151 4ZM203 1H204V2H203ZM213 1H214V2H213ZM221 1H223V2H221V3L218 4V5H221L222 3H225V2H226V4H227V3L229 2V0H226V1L221 0ZM232 1H234V3H235V0H230V4H231ZM239 1H240V2H239ZM239 1L237 0L236 2L243 3L244 0H242V1L239 0ZM246 1L248 2V1H250V0H245V3H246ZM255 1L257 2V0H255ZM260 1H261V0H260ZM260 1H258V2L260 3ZM263 1H264V0H262V2H263ZM48 2H50V4H53V3H54L55 5H56V4H57V5H56V6H50V5L47 4ZM67 2H68V3H67ZM99 2H100V3H99ZM135 2H137L138 4L135 3ZM140 2H142V4H141ZM202 2H203V3H202ZM252 2H254V1L251 0L250 2L246 3V4H248V5L250 4V5L248 6V8L251 6ZM258 2H257V3H258ZM37 3H38V4H37ZM87 3H88V2H87ZM105 3H106V2L104 1V4H105ZM129 3H130V5H129ZM132 3H134V4H136V5H134V4H132ZM153 3H152V4H153ZM201 3H202V4H201ZM257 3H255V4H257ZM59 4H60V5H59ZM100 4H102V5H100ZM110 4H111V3H110ZM131 4L134 5V7H133ZM139 4H140V5H139ZM211 4H210V5H211ZM226 4H224V5H226ZM262 4H263V3H262ZM21 5H22V4H21ZM58 5H59V6H58ZM65 5H66V6H65ZM68 5H70V7H72L71 10L73 9V6H72V5H74V8H75L74 10L78 9V7L80 6L81 10H79V9H78L79 11H78V10H76V11L73 10V13H74V14H75V13L78 14L77 17H76L77 14H75V16H74L73 13H70V15H69V14L67 15V12H69V11L72 12L71 10L67 11V9H70V7H69ZM90 5H92V4H90ZM116 5H118V9H117V6H116ZM119 5H120V6H119ZM122 5H124V6H122ZM126 5H127V6H126ZM165 5H166V4H165ZM202 5H203V6H202ZM237 5H238V4H237ZM244 5H245V4H244ZM258 5H261V3L258 4ZM49 6H50V8H48ZM67 6H68L69 8L65 9ZM115 6H116V7H115ZM121 6H122V7H121ZM129 6H130V7H129ZM152 6H153V7H152ZM175 6L177 7V5H175ZM180 6H181V5H180ZM245 6H246V5H245ZM252 6H253V5H252ZM252 6H251V7H252ZM256 6H257V5H255V7H256ZM52 7H54V8H52ZM55 7H56V9H55ZM100 7H101V9H100ZM145 7H146V8H145ZM151 7H152V10L150 9ZM237 7H241V6H237ZM253 7H254V6H253ZM253 7H252V8H253ZM260 7H261V6H260ZM263 7H264V5H263ZM263 7H262V8H263ZM42 8H43V9H42ZM51 8L53 9V11H54V9H55V11H54L55 13L57 12V9H58V11L60 10V11L58 12V13H60L59 16H58V14L55 16V15H54L55 13H53V12H52V15H51V13H50V12L52 11V10L50 11ZM98 8H99V9H98ZM105 8H106V9H105ZM120 8H121V9H120ZM122 8H123L124 10H123ZM128 8H129V9H128ZM132 8H133V9H132ZM134 8H135V10H136V8H141L142 11L140 12V11H139L140 9H138V10H136V13H135ZM153 8H155V9H153ZM178 8H180V7H178ZM252 8H251V9H252ZM262 8H261V9H262ZM41 9H42V11H41ZM94 9H95V8H94ZM103 9H104V10H103ZM116 9L119 10V11L117 12V13L119 14L118 17H117L116 15L114 16V14H116L115 11H117ZM125 9H126V10H125ZM147 9H148V10H147ZM191 9H192V7H191ZM251 9H250V10H251ZM256 9H257V7L254 8L253 10H256ZM38 10H40V11H38ZM44 10H46V11H44ZM61 10H62V12H61ZM82 10H83V11H82ZM86 10H87V9H86ZM120 10H123V11L121 12ZM127 10H128V11H127ZM143 10H145V11H144V14H145V15H144V14H141V13L143 12ZM194 10H195V9H194ZM214 10H215V11H214ZM217 10H218V11H217ZM229 10H228V11H229ZM259 10H260V9H259ZM263 10H264V8L262 9V11H263ZM37 11H38V12H37ZM43 11H44V12H43ZM47 11H50V12H49V13H46ZM66 11H67V12H66ZM77 11H78V12H77ZM96 11H94L93 14L97 13ZM105 11H107V12L110 11V14L112 15V16H110V14H109L110 17H112V18L114 17V20L118 18L117 21H119V20L121 19L122 22L119 21L120 23L118 22V23H116V24H114L115 22H114V23H113V22H109V23H108V21H110L111 19H110V17H109L110 20L107 19V18H108V15H107V12H105ZM138 11H139V12H138ZM147 11H148V12H151V14H152V13H153V14H152V15H149V17H147V16H148V15L146 16V14L148 13ZM174 11L176 12V14H178V13H179V14H181V13L184 14V16H183V15H182V16H179V15H178V16L181 17V18L183 17L186 21H188V22H186V23H187V26H186V24L184 23L185 20H184L183 18H182V19H183L184 21H183L182 19H179V20L176 19V20H177L176 22H179V23H180V21H183V22H181V23L185 24V26H183L182 31H181L180 33H182V32L184 31L183 29H184V28L186 29V27H187V30L184 31V33L182 34L181 37L179 36L180 33L178 32V30H180V28H177V25H179V24H177V23L175 22V18L177 17V15L174 13ZM177 11H178V12H177ZM192 11H193V10H192ZM199 11H200V13H199ZM202 11H203V12H202ZM206 11H207V9H206ZM219 11H221V12H219ZM36 12H37V14H36ZM42 12H43L44 14H46V16H43L44 14H43ZM63 12H64V13H63ZM123 12L127 15V17H126L125 14H123ZM163 12H164L165 14H164ZM172 12H173V13H172ZM217 12H218V13H217ZM112 13H113V14H112ZM134 13H135V14H134ZM137 13H138V14L140 13V16H139ZM197 13H198V14H197ZM212 13H213V15L216 14L215 17L212 16ZM259 13H260V12H259ZM261 13H262V12H261ZM261 13H260V14H261ZM263 13H264V12H263ZM263 13H262V14H263ZM32 14H34V15H32ZM39 14H40V15L42 14V15H41L42 17H41ZM47 14H48V15L50 14V15L48 16ZM64 14H65L66 16H65ZM136 14H137V16H136ZM149 14H150V13H149ZM154 14H155V15H154ZM171 14H172V15H171ZM174 14H175V16H174ZM209 14L211 15V17H210ZM260 14H259V15H260ZM37 15H39L40 17L37 16ZM53 15H54V16H53ZM99 15H100V16H99ZM129 15H130V16H129ZM132 15H133V16H136V17H135L136 22L133 21V18H134V17H132ZM143 15L146 16V17H144ZM164 15H166V17H165ZM217 15H218V16H217ZM47 16H48V17H47ZM51 16H52V17H51ZM84 16H85V17H84ZM105 16H106V17H105ZM168 16H170V18H168ZM172 16L174 17V21H173V17H172ZM221 16H223L224 18L227 16L228 19L226 18V19H227V20H225L226 22L223 20V17H221ZM235 16H237L238 20H236L237 18H235ZM241 16H242V18H241ZM245 16H247V18H246ZM45 17H46V18H45ZM57 17H58L59 19H61L60 21H61L62 23L57 19ZM87 17H88V18H87ZM128 17H129V19H128ZM140 17H141V18H140ZM150 17H151L152 19H150ZM203 17H204V16H203ZM208 17H209V18H208ZM239 17H240V18H239ZM259 17H260V18H258V19H261V21L264 22V15H261V16H259ZM44 18H45V19H44ZM54 18H56V19H54ZM86 18H87V19H91V21L88 20V21H90L91 23L88 22V21H86ZM92 18H93V20H92ZM95 18H102V19H105V20H103V21L108 20V21H106V22H107V26H108L109 24L112 23V25H114V26H113L114 28H113V27H108V30H107L106 28H103V27H105V26H103V24H101V23H100L101 25H99L98 27H94L95 25H92V24L99 23V21H100L99 19H95ZM145 18H146L147 20H146ZM148 18L150 19V21L152 20L151 22H152L153 24L149 21ZM164 18H167V19L165 20ZM171 18H172V19H171ZM186 18H188L189 20L186 19ZM211 18H212V19H211ZM213 18H214L216 21H213ZM42 19H43V20H42ZM47 19H46L45 21H47ZM62 19H63V21H62ZM84 19H85V20H84ZM123 19H124V21H123ZM131 19H132V21H131ZM139 19H140V21H139ZM169 19H170V21H173V24H174V22H175V24H176L175 27H176L177 29H176L175 31H176V33L178 32L179 34H178V33H177V34L175 33V34H176L175 36H176V38H179V37H180V38L177 40V42L179 41V43H180V41L182 42V39H184V38H186L188 35H190L189 32H188L190 29L192 30L193 27H194V29H193V31H194L195 28H197V26H195V24L198 25V22H201V23H200V24H201V27H202L203 30H205V32L208 31V30H209V31L206 32V33H205L204 31H202L201 33L204 32V34H201V33H200V35H201V36L199 35L200 37H198V35H197V37L194 36V37L197 39V40H196L197 42L195 41V39L192 40V42H190L191 39L194 38V37H192V36L194 35V34H193L194 32L192 33V31H191V32H190V33H192V34H191V37L189 36L188 38H186L187 41L183 40V43H181V46L178 45L179 43H178V44H175V43H174V45H173V43H171V42H174L176 39H174V41H173V40H170V42H169V37H170L169 35H170V34H168V32L170 31V29H172V28H171V27H172V25H171L172 22L170 23L171 26H169V28L167 27V25L169 24V23H168ZM204 19L202 18V20H204ZM208 19H209V20H208ZM242 19H243V20H242ZM250 19H251V21H250ZM67 20H68V21H67ZM83 20H84V21H83ZM97 20H98V21H97ZM127 20H128L129 22H128ZM137 20H138V21H137ZM145 20H146L147 22L144 23ZM153 20H154V21H153ZM193 20H194V21H193ZM210 20H211V21H210ZM217 20H218V21H217ZM235 20H236V21H235ZM58 21H59V22H58ZM93 21H97V22H93ZM111 21H112V20H111ZM115 21H116V20H115ZM117 21H116V22H117ZM125 21H126V22H125ZM142 21H143V22H142ZM148 21H149V22H148ZM155 21H156V23H155ZM170 21H169V22H170ZM190 21H193V23L191 22L193 25H192L191 23H189ZM222 21H224V22H222ZM249 21H250V22H253V23H252V24H251V23L249 24ZM259 21H260V20H259ZM259 21H258V22H259ZM37 22L40 23L39 21H37ZM63 22H64V25H63ZM79 22H80V25H82V26H79ZM82 22H83L84 24H87V23L89 24V23H90V26L87 27V25H85V26L83 27V24H81ZM85 22H86V23H85ZM92 22H93V23H92ZM100 22H102V21H100ZM127 22H128V23H127ZM134 22H135L136 24H135ZM138 22H139V23H138ZM140 22H141V23H140ZM166 22H167V25H166ZM45 23H47V22H45ZM59 23H60L61 25H59ZM131 23H132V25H131ZM133 23L135 24L134 26H133ZM137 23H138L140 26H139ZM148 23H149V24H148ZM188 23H189V24H188ZM259 23H260V22H259ZM119 24H120V26H119L120 29H119V27H118V30H120V31L117 32V29H116L115 27H117V25H119ZM122 24L125 25V26L123 25L125 28L122 26ZM129 24H130V25H129ZM142 24H143V25H142ZM150 24H152V25H151L152 27L150 26ZM183 24H180L179 27H180L181 25H183ZM200 24H199V26H200ZM209 24H210V25H214V26H210ZM254 24H255L256 26H254ZM58 25H59V27H58ZM112 25H111V26H112ZM136 25H138V26L141 27V28H139V27L136 26ZM141 25H142V26H141ZM190 25H191L192 27H191ZM208 25H209V26H208ZM230 25H231V24H230ZM233 25H234V24H233ZM233 25H232V26H233ZM250 25H251V26H250ZM252 25H253L254 28L252 27ZM63 26H64V29H63ZM96 26H97V25H96ZM100 26L104 29V31L106 30V31H105L106 33H107V31H109L108 34H110V35H111L114 31L117 32V33H114V34H118L119 36H118V35H115V36H114V34H113V38H114L113 40L116 41V39H117L116 37L118 36V39H120L119 41H122V42H123V43L121 42L122 45H121L120 43H119V45H118V44L116 45V42H117V41H116V42L113 41V44L116 45V46H114L113 44H112V45H113L114 47H112V45H111L112 48H111L110 46H107L106 43H107V39L109 38V36H106V35H105L106 33H105L104 31H103V32H104L105 34H103L102 31L99 30V29L101 28ZM126 26H127L128 28H127ZM129 26H131V27H129ZM148 26L151 27L150 30H148V29H149ZM244 26H245V28H244ZM257 26H259V27H257ZM56 27H57V28H56ZM60 27L62 28V30H61ZM65 27H66V28H65ZM92 27H93V30H92V29H89V28H92ZM99 27H100V28H99ZM122 27H123V29H122ZM137 27H138V28H137ZM175 27H174L173 29H175ZM190 27H191V28H190ZM229 27H230V26H229ZM229 27H227V29H228ZM58 28H60V29H58ZM81 28H82V29H81ZM102 28H101V29H102ZM109 28H112L113 30L116 29V30L113 31V30L111 29V30L113 31V32H112L111 30H109ZM129 28H130L131 30H130ZM135 28H137V29H135ZM152 28H153V31L151 32ZM217 28H219V27H217ZM217 28H216V26H215L214 29L216 30ZM230 28H232V27H230ZM233 28H232V29H233ZM251 28H252V29H251ZM257 28H258V29H257ZM48 29H47V30H48ZM66 29H67L68 32L66 31ZM70 29H72V30H70ZM75 29L77 30L76 32H74ZM87 29H88V30H87ZM124 29H125V31H126V29H127V32H128V33L125 32ZM128 29H129V30H128ZM138 29H139L140 31H139ZM143 29H144V30H143ZM146 29H147V30H146ZM155 29H156V30H155ZM221 29H222V26H221V28H219V30H221ZM224 29H225V28H224ZM224 29H223V30H224ZM227 29H226V30H227ZM246 29H247V30H246ZM250 29H251V30H250ZM63 30L66 31L67 33H66V32L64 33ZM85 30H86V31H85ZM121 30H122V31H121ZM135 30H138L139 32L136 34L137 31H135ZM197 30H198V29H197ZM197 30H195V31H197ZM200 30H201V28H200ZM217 30H218V29H217ZM217 30H216V31H217ZM226 30H224L223 33H224ZM228 30H229V29H228ZM228 30H227V33H225V35H226V34H227V35H230V33H232V30H230L229 33H228ZM234 30H233V31H234ZM248 30H250V31H248ZM30 31H31V30H30ZM71 31H72V32H71ZM97 31H98V32H97ZM186 31L188 32V33L186 34L187 36L185 35V32H186ZM252 31H253V32H252ZM31 32H32V31H31ZM86 32H87V33H86ZM99 32H100V33H99ZM111 32H112V33H111ZM124 32H125L126 34H125ZM130 32H131V33H130ZM147 32H148V33H147ZM217 32H218V31H217ZM247 32H248V33H247ZM250 32L252 33L251 35L249 34ZM53 33H55V35H54ZM72 33H73V34H72ZM101 33H102V34H101ZM170 33H171V32H170ZM214 33H215V32H214ZM218 33H219V32H218ZM220 33H221V32H220ZM236 33H237V34H236ZM238 33H239V34H238ZM254 33H256V34L254 35ZM48 34L51 35V36H49ZM89 34H90V35H89ZM123 34H124V36L126 35L125 38L123 37ZM130 34H132V35H130ZM135 34L138 35V36H136ZM148 34H149V35H148ZM153 34H154V35H153ZM208 34H209V33H208ZM221 34H222V33H221ZM103 35H104L105 37H104ZM127 35H128L129 37H127ZM143 35H144V36H143ZM152 35H153V37H150V36H152ZM184 35H185L186 37L183 38ZM227 35H226V36H227ZM83 36H84L85 39L83 38ZM90 36H91V39H90ZM102 36H103V37H102ZM111 36H112V35H111ZM132 36H133V37H134V36L136 37V38H135L136 40L134 39L136 42L133 40V41L135 42V44L133 43V46L131 45V43H130V45L127 44V43H129V41L132 39V38H131ZM141 36H142V37H141ZM155 36H156V37H155ZM172 36H173V35H172ZM172 36L170 37V39L172 38ZM178 36H179V37H178ZM220 36H222V35H220ZM223 36H224V35H223ZM223 36H222V37H223ZM254 36H255V37H254ZM78 37H79V39H80V38L83 39V40L80 39L81 41L78 40V41L80 42V45H81V46H80L78 43L75 44L76 42H78V41H77ZM138 37H139V38H138ZM173 37H174V36H173ZM206 37H207V36H206ZM224 37H225V36H224ZM224 37H223V38H224ZM241 37H240V39H241ZM75 38H76V39H75ZM93 38H94V41H92ZM98 38H99V39H98ZM104 38H105L106 40H105ZM115 38H116V39H115ZM128 38H130V39H128ZM143 38H144V39H143ZM155 38H156V39H155ZM174 38H175V37H174ZM74 39L76 40V42H75L74 44H73L74 41H73L72 43H70L71 40H74ZM88 39H89V40H88ZM111 39H112V37H111ZM138 39H140L141 41H142V39H143L142 42H143V43L146 42V43L143 44L141 41L139 42ZM188 39H189V42H188ZM64 40H65V41H64ZM69 40H70V41H69ZM103 40H104V41H103ZM109 40H110V39H109ZM158 40H159V41H158ZM67 41H69V43H68ZM83 41H84V42H83ZM85 41H87V42H85ZM89 41H90V43H88ZM95 41H97V42H95ZM105 41H106V42H105ZM127 41H128V42H127ZM131 41H132V40H131ZM131 41H130V42H131ZM137 41H138V42H137ZM155 41H156V43H155ZM157 41H158V42H157ZM160 41H161V42H160ZM184 41H185L186 43L188 42L189 44H190V43L193 44V43H194L193 41H195V42H196V45L193 44V46H195L196 48L193 49L194 47L191 46V44L189 45V44L187 43V44H188V45H187V44H185ZM200 41H201V40H200ZM18 42H20V41H18ZM81 42H82V43H81ZM94 42H95V45H94ZM114 42H115V43H114ZM126 42H127V43H126ZM153 42H154V43H153ZM164 42H165V44H164ZM205 42H208V44L210 43V44H212V45H210L209 47L207 46V48H205V47H206V46H205V44H206ZM220 42H221V43H220ZM66 43H67V44H66ZM103 43H104V44H103ZM138 43H139L140 45H136V44H138ZM151 43H152V44H151ZM167 43H168V44H167ZM202 43H203L204 47L202 46ZM222 43H223V45H222ZM260 43H262V41H261ZM92 44L95 46L96 50H95V48H94V46H93ZM99 44H100V45H99ZM141 44H142V45H141ZM147 44H148V45H147ZM149 44H151V46H149ZM156 44H157V45L160 44V45L157 47ZM162 44H163V46H162ZM166 44H167V45H166ZM170 44H172L173 47H172V46H171V47H172L173 49H174V48L176 49L177 46H178V47L180 46V47H179V48H180V49H179L180 52L178 51V53H179L178 56H180V54H182V56H181L182 58H184V57L186 56V57H188V58H190V59L193 57V55H195V54L197 55V53H199V51H200V49H201L202 47H203V49L205 48V50L201 49L202 51H204V52L201 51V53H199V55L201 54V56L205 53V51L207 52V50H208L211 46L213 47V51H214V52H216V51L218 50V52H220V53H221V51H220L219 49H222V48H223V49L225 50L226 47H228L227 50H225V51H227V52L224 51V53H223V51H222L223 54H226V53H227L226 56L223 55V58H224V57H225V58L227 57V59H228V57H230V56H228V54H230V52H234V55L236 54L235 56H231L232 59L229 58V59H230V62H231L230 65L232 64V65H231V68L225 67L226 69H224V72H225V70L227 71V69H229L228 74H227V72H226V73L222 72V71H223V68H224V65H223V68H221V69L218 68V69H220V70H219L220 72H218L217 69H216L214 72H215V73L218 72V73H217L218 75H219V73H221V74L224 73V74H227V75H230V74L234 73L233 75H230L228 78L230 79L231 76H234V78L236 79V82H235V83H237V84H236V87H237V85H238V88H239V87L241 88V89L239 88V89H240L239 92L237 91L238 94H237V92H236L237 89L234 90V91H231V90L234 89L235 87L232 88V89H230V88H231V85H232V83H233L234 81L232 82V80H231V81H229V82L227 83L228 80L223 76L224 74H223L222 76H221V74L219 75V77H221V78H219L218 76L216 77V78H218V79L220 80L219 82H221V80H223L222 82H223L224 84L220 83V84H222V86L219 85V84H218L219 86H218V85H215V84H216V83H214L215 79L213 78V80H212L211 78H212V76H216V75H215V73H214L212 70H210V69L208 70L209 73H208V71L206 72V73H208V75H206V76L209 77V75H210V71L213 72L214 74H213L209 79H207V77L205 76V77H206V80H205L204 75H205L206 73L203 71V69H205V68L208 67V65H209L208 63H209V62L211 63V61H213V60L216 59V58H215V59L212 58L213 60L211 59V61H208L209 58H208V59H207V58H202V57H204L205 54H204L202 57L200 56L199 60H200V59H201V60L199 61L200 64L198 63V65H197V62H195V61H198V60H196V59H198V58L194 59L195 57H193V58L191 59L192 61H188L187 58H186L187 60L184 58L186 61H188V62H187L188 64L190 63L189 65L187 64V65H188L187 69H188V68L191 69L192 67L195 68V73H196L195 75H193V73H194V71H193L194 69H193V68H192V71H193V72H192L191 70H189V69H188V71H190V72H185V71H184V72L186 73V75L188 74L187 77H188V78H189V77H190V78L193 77V78H192L193 80L189 78L188 81H187V80L185 79V78H186V75H184L185 77H183V75H181V76L179 77L180 74H183V73H182L183 71H182L181 69H182V67L184 68V65L186 64V62H185V64L183 65V64H182V63L184 62V61L182 62L183 59H182V60L180 59V60H178V61H177V60H174V61H173V62H175L176 64H177L179 61L182 62V63L180 62V64L178 63L179 66H180L181 68H178V66H177L178 64L175 65V66H177V67H176L177 69H179V70L182 71V72L179 74L180 71L177 70V69H175L174 64L171 63V62H172V57H171V55H170V54H172V53H170V52H173V51H176V52H177L178 49H176V50H175V49H174V50H171ZM183 44H184V45H183ZM208 44H207V45H208ZM224 44L227 45V46H225ZM24 45H25V44H24ZM76 45H78V46H76ZM82 45H84V46H82ZM87 45H88V46H87ZM91 45L93 46L94 49L92 48ZM102 45H103V46H102ZM126 45H127V46H126ZM134 45H136L134 49H135V50H139V49L141 48V49H140L141 52H139V53L137 52V53H136V51L132 48V47H134ZM143 45H144V46H143ZM175 45H176V46H175ZM186 45H187V46H186ZM200 45H201V46H200ZM218 45H219V47L221 46L222 48H219V49H218V47L216 48V46H218ZM261 45H264V42H263ZM79 46H80V48H81V49H80L81 51L79 50ZM89 46H90V47H89ZM129 46H132V47H129ZM138 46H139V47H138ZM161 46H162V47H161ZM189 46H190V47H189ZM198 46H199V47H198ZM223 46H225V48H224ZM240 46H241V44H240ZM255 46H256L257 48H256ZM76 47H78V48H76ZM82 47H83V48H82ZM87 47H89V48L86 49ZM104 47H105V48H104ZM108 47H109V48H108ZM156 47H157V48H156ZM160 47H161V48H160ZM178 47H177V48H178ZM188 47H189V49H185L186 51H187V50H190L191 52H194V50H197V48H199V49H198V52H197V53L194 52V54H193L192 57H191V56H189V54H188V52L190 53V51L185 52V50L182 49V48H188ZM192 47H193V48H192ZM212 47H211V49H212ZM214 47H215L217 50H216V49L214 50ZM245 47H246V46H245ZM245 47H242V49L245 48ZM253 47H254V49H253ZM66 48H67V52H65V49H66ZM159 48H160L161 50H159ZM82 49H83V50H82ZM85 49H86V50H85ZM120 49H119V50H120ZM150 49H152V50H153V49H156V50H153V52L149 54L148 51H149ZM162 49L164 50L163 52H162ZM191 49H192V50H191ZM228 49H229V50H228ZM252 49L254 50V52L258 50V53H255V54H256V55L258 54V60L261 58V59L259 60L260 62H259L258 60L255 61V59H254V58H255V57H254L255 55H254V53L252 52V51H253ZM114 50H113V51H114ZM119 50H118V51H119ZM121 50H120V51H121ZM133 50H134V52H133V53H130V51H133ZM143 50H145V54H143L144 52L142 53ZM152 50H150V51H152ZM158 50H159V52H160V51L162 52V55L160 54L161 52H160V53H157ZM168 50H169L170 52H169ZM181 50H184L185 53H184V52L181 53ZM209 50H210V49H209ZM243 50H244V49H243ZM77 51H78V52H77ZM118 51H116V52L114 51V52H115L114 55H113L114 52L111 53L110 57H114V59H112V58L110 59V60H113V61H111V62L116 63L117 60H116V58H115V57H116L115 55H117V54L119 55L118 58H121V59L123 58V56L121 55L122 52L119 54L120 51H119V52H118ZM146 51H147V54H146ZM156 51H157V52H156ZM213 51L211 50L210 52H207V56H208V57H209V56H210V57L213 56V55H214V52H213ZM238 51H240V49H239ZM64 52H65V53H64ZM68 52H69V53H68ZM89 52H88V53H89ZM98 52H99V51H98ZM98 52H97V53H98ZM100 52H99V53H100ZM104 52H103V53H104ZM117 52H118V53H117ZM211 52H213V53L211 54ZM240 52H241V51H240ZM250 52H252L251 57L254 55V56H253V57H254L253 59H252V58L250 57V55H249ZM88 53H87V54H88ZM97 53L94 55V56H96L95 58H97V59L94 58L96 61H97V60H100V59H98V57L101 56V55H103L102 53H101L100 55L97 54ZM116 53H117V54H116ZM134 53H136V54H134ZM156 53H157V54H156ZM169 53H170V54H169ZM186 53H187V54H186ZM209 53H210V55H208ZM238 53H239V52H238ZM93 54L90 55V53H89L88 55H85V56H87L88 58H90V60H89L88 58H87V60H86V58H85V61H88V60H89V61L91 62V64H89V65H92V63H93V61H94V60L91 59ZM105 54H104V56H103L104 58H105ZM133 54H134V55H133ZM138 54H141V55L143 54V56H141V57H142L143 59H144V58H145V59L143 60L141 57H139ZM155 54H156L157 56H155ZM159 54L161 55L162 58H161V57L158 58V57L160 56ZM164 54H165V55H164ZM174 54H175V53H174ZM174 54H173V55H174ZM185 54H186V55H185ZM191 54H192V53H191ZM215 54H216V53H215ZM218 54H219V53H218ZM218 54L216 55L217 57H218V56H222V55H218ZM61 55H62V54H61ZM77 55H78V56H77ZM89 55H90L91 57H89ZM112 55H113V56H112ZM118 55H117V56H118ZM120 55H121L122 57H121ZM126 55H127V56H126ZM132 55H133V56H132ZM136 55H137V57H135ZM145 55H146V56H145ZM163 55H164L165 57H164ZM168 55H169V56H168ZM196 55H195V56H196ZM199 55H198V57H199ZM231 55H232V54H231ZM62 56H63V55H62ZM176 56H177V54H175L174 58H175ZM216 56H215V57H216ZM76 57L80 60L79 63H78V59H76ZM83 57H84V55H83ZM101 57H102V56H101ZM101 57H100V58H101ZM110 57L105 58V61H106V59L108 60V58H110ZM152 57H156V58H152ZM163 57H164V60H162ZM181 57H179V58H181ZM213 57H214V56H213ZM249 57H250V58H249ZM56 58H57V57H56ZM140 58H141L142 60H141ZM150 58H151V59H150ZM176 58H177V57H176ZM176 58H175V59H176ZM179 58H177V59H179ZM221 58H222V57H221ZM241 58H242V60L244 59V61H246V59H248V58H249V60L251 59L250 62H251V64L253 65V66L248 65V67L250 66V68H249V69H248L247 67H246V68L248 69L249 72L245 70L246 73H244V74L242 73V70H243V69H242V66L245 65L246 63H245V64H244V63L242 64V62H241ZM157 59H159V60L161 59V63H160L159 60H158V62L156 63V60H157ZM190 59H189V60H190ZM205 59H206V60H205ZM110 60H108V61L110 62ZM122 60H123V59H122ZM146 60H147V59H146ZM150 60H151V61H150ZM193 60H195V61H193ZM216 60H217V59H216ZM219 60H220V58H219ZM222 60H223V59H221V61H222ZM64 61H63V63H64ZM71 61H72V64H73V63H78L79 65H74V64L71 65V64H69V63H71ZM81 61H82V62H81ZM89 61H88V62H89ZM96 61H95V62H96ZM101 61H104V60H102V58H101ZM105 61H104V64H105V63H106V64H110V63H111V62L108 63V62H105ZM114 61H115V62H114ZM118 61H119V60H118ZM149 61H150V63H148ZM163 61H164V62H163ZM204 61H205V62L208 61V62L205 64ZM224 61H225V59H224ZM224 61L221 62V63H219L220 65L217 64L218 62H215L214 65L217 64V66L219 65L218 67H221V66H222V63L225 64ZM226 61H227V60H226ZM228 61H229V60H228ZM244 61H243V62H244ZM257 61H258L259 63H258ZM90 62H89V63H90ZM99 62H100V61H98V63H99ZM120 62H121V61H120ZM138 62L140 63V65L142 64V65H141L142 67H140V69L138 68V67H139V63H138ZM141 62H142V63H141ZM202 62H204V63H202ZM246 62H247V61H246ZM248 62H249V61H248ZM248 62H247V64H248ZM250 62H249V63H250ZM19 63L21 64V62L18 61V65H19V66L16 64V65L18 66V70H19V67L21 68V66H20ZM67 63H68V64H67ZM98 63H96V64L98 65ZM127 63H128V64L130 63V64L128 65ZM155 63H156V64H155ZM163 63H164V64H163ZM192 63H193V64H192ZM194 63H195V64H194ZM212 63H214V62H212ZM260 63H261V65H259ZM93 64H94V63H93ZM96 64H95V66H97ZM101 64H102V65L96 67V69H97V68H98V70H101V68L103 69V65H104L103 62H102ZM106 64H105V65H106ZM161 64H163V65H161ZM204 64H205V65H204ZM207 64H208V65H207ZM86 65H87V66H86ZM89 65H88V63H87V64L84 65V67L82 66L83 68H85L84 70H85L86 72H85V71L83 70V68H82L81 72H83V71H84V72H83V73H81V72L78 73V74H79L78 76H77V74H76V77L78 78V80L73 76V77L77 80L76 82L78 83V85L81 84V86L79 85V87L82 88V85L84 84V85H83V89H84L85 86L87 87V85H89V83L92 84V82L95 81V80H96L95 82H98V85H99V83H100V81L97 80V78L94 77V76L96 75V73H97V70L95 69V66H94V65H92V66H94L93 69H95V70L92 69V72L94 71V73H95V72H96V73H95L94 75L91 74V76H89L91 72H89L90 70H89V71L86 70V68H87ZM99 65H100V64H99ZM105 65H104V67H105ZM136 65H137V67H136ZM145 65H144V66H145ZM182 65H183V66H182ZM187 65H186V66H187ZM196 65H197L198 67H197ZM200 65H202V66H204V67L207 65V67L203 68V67H200ZM214 65H212V66H214ZM226 65H227V64H226ZM65 66H66V67H65ZM92 66H90V67H92ZM106 66H107V65H106ZM146 66H145V67H146ZM172 66H173V67H172ZM186 66H185V67H186ZM190 66H191V67H190ZM194 66H196V67H194ZM212 66H211V67H212ZM217 66H216V67H217ZM228 66H229V65H228ZM79 67H80V69H81V66H79ZM79 67L77 68V69H78L77 72L80 71ZM90 67H89V68H90ZM100 67H101V68H100ZM216 67H212V68L215 69ZM243 67H244V66H243ZM254 67H256V68H254ZM129 68H128V69H129ZM137 68H138L139 71L137 70ZM167 68H168V69H167ZM173 68H174V69H173ZM209 68H210V67H209ZM212 68H211V69H212ZM68 69H69V67H68ZM87 69H88V68H87ZM126 69H127V68H126ZM201 69H202V71L204 72V73H203L204 75H203L202 73H199V74H202L203 77H199V76H201V75L198 74L199 70H200V72H201ZM256 69H257V70H256ZM74 70H75V69H74ZM175 70H177V71H175ZM184 70H185V68H184ZM196 70H198V71L196 72ZM206 70H207V69H206ZM72 71L69 70V72H68L67 69H66V70L64 69V71H63L64 74H65V75L63 76V78L67 77V78H65V79L63 80V90H64L63 93H64V95H66V94L69 93V91H67L68 89H67V90H65V89H66L67 87H69L70 84L72 85V84L75 82L74 78L72 77V75H74V73H72ZM102 71H103V70L98 71L99 73H97V74L100 75V76H98V78H101V77H102V75H103V74L101 75V72H102ZM104 71H105V70H104ZM166 71H167V72H166ZM173 71H175L176 74H177V73H178V74L176 75L175 72H173ZM126 72H129V71L126 70ZM163 72H164L165 74L167 73L166 76H167L168 78H165V77H166V76H164L165 74L162 75ZM191 72H192V73H191ZM185 73H184V74H185ZM240 73H241V74H240ZM85 74H86V77L88 76L87 78L84 77ZM127 74L129 75V73H127ZM140 74H141V75H140ZM190 74H191V75H190ZM242 74H243L244 77L242 76ZM81 75H82V77H81ZM198 75H199V76H198ZM227 75H225V76L227 77ZM79 76H80L82 79L85 78V80L88 81L89 83L86 84V83H87L86 81H85L86 83H84V81H80V80H82V79L79 80V78H80ZM162 76H163V77H162ZM176 76H177V77H176ZM196 76H197V77H196ZM181 77H182V78H181ZM240 77H241V78H240ZM72 78H73L74 82H73V83H70V81H71L70 79H72ZM91 78H92V79H91ZM94 78H95V79H94ZM169 78H170V79H169ZM176 78H177V79H176ZM194 78H195V80H194ZM198 78H199V79H198ZM232 78H233V77H232ZM232 78H231V79H232ZM234 78H233V79H234ZM259 78H260V79H259ZM66 79H67V80H70V81H65ZM101 79H102L101 82L104 83V85L106 86V87H105V86H104V87L106 88V91H107L109 87H107L106 83H107L108 85H109V83L111 84V82H113V81H112L113 79H112L111 81H108V82H107L108 79H105V78H103V77H102ZM101 79H100V80H101ZM164 79H168V80H164ZM175 79H176V80H175ZM179 79H180V82H181V83H182V82L184 83V88H182V87H183L182 85H181L182 87L178 88V86H180V84H181V83L179 84V82H177V81H179ZM183 79H184V80H183ZM210 79H211L212 81H210V82H208V83H211V82H212V85L210 84L209 87L207 86V87H208V90H209V88L211 89V87H212L213 84H214L215 86H213V87H217V86H218V88H219V89L216 88L215 91H216V90H217V91H220V90H221L220 93H224V94H222V95L219 94V95H218L219 97L216 95L218 98L213 97L214 100L216 99V102H215V101H212V99H211V102L208 101V100H209L210 98H212V97H211L212 94L214 95V94H217V93H214V90L212 89L213 92H211V96H210V94H208V93H209L211 90L208 91V90H206L207 88L204 87V86L206 85V84H204V82L207 83L206 81H208V80H210ZM247 79H248V78H247ZM261 79H262V83H261V81H260ZM90 80H91L92 82H90ZM120 80H121V78H120ZM120 80H118V81H120ZM130 80H131V79H130ZM182 80H183V81H182ZM185 80H186V81H185ZM190 80H192V81H190ZM197 80H199V82H198ZM251 80H252V79H251ZM78 81H80V83H79ZM184 81H185V82H184ZM189 81L192 82V83L195 82V81H197V82L194 84L195 87L192 88V86H193L192 83H190V84L192 85L191 87H190V85L188 86ZM201 81H202L203 83H201ZM252 81H253V80H252ZM252 81H251V83H252ZM259 81H260V82H259ZM64 82H65L66 86H65ZM81 82H82V83H81ZM95 82H94V83H95ZM131 82H132V81H131ZM150 82H151L152 84H151ZM186 82H188V83H186ZM215 82H218V80L215 81ZM219 82H218V83H219ZM94 83H93V85H94ZM102 83H100V84H102ZM158 83H159V84H158ZM163 83H165V84H163ZM168 83H169L170 85H169ZM183 83H182V84H183ZM185 83H186L187 85H186ZM198 83H201V84H198ZM226 83L229 84L228 90L230 89V90H229L230 92L226 89V87H227V84H226ZM235 83L233 84V86L235 85ZM241 83H242V84H241ZM140 84H141V83H139V87L141 88V85H140ZM162 84H163V86H162ZM178 84H179V85H178ZM225 84H226V87L224 86ZM230 84H231V85H230ZM71 85H70V86H71ZM98 85H97V86H98ZM102 85H103V84H102ZM102 85H99V86H101V88L98 86V87H97V90L94 89V88H96V84H95L94 88H93V86H92V88L95 90V91H94L95 94H94V93H90V95H91V94H92V96L95 95V96H94L95 99H94V98H90V96H88L89 94L87 95L88 92L92 91V90H90V89H91V86H90V85H89L90 87L88 86L89 89H87V88L85 87V89H86L88 92L84 89V90L86 91V97L89 98V100H90V99H92V101L95 100V101H94V102H95L94 106L96 105V108H97V107L99 108V110L95 108V109L97 110V112H98L97 115H96L97 112L94 110V107H93V103H92V101H90L89 104H88V103H87L88 101H87V102H86V101H85V102L83 101V100L86 99V97H85V99L83 98V100H82V97L85 96V94H83V93H85V92L83 91V89H82V92H75V90L77 91V89L74 90V87H72L73 89H70V88H69V90H71V91L73 90V91H74V94H73V95H75V96H73V98H75V97L77 98V97H79L81 94L84 95V96L81 95V96H82V97L80 98L81 100H80L79 98H78V100H77V99H74V100L72 99V100H73V101L76 100V102H74L75 104H76L77 102H79V101H80V102H79V104H80L81 101H83L84 103H82V106H83V104H84V106H85V103H86V104H87V107L89 106L88 108L92 107L93 109H92V108L90 109V113H92V112L95 111L94 114H93V113L91 114L92 116L94 115L93 118H94L95 116H98V117H96V118H99V119H100V115H102V113H101V108L103 107V102H102L101 100H102V98H103L104 93H106V92L102 93V92L100 91V90H102V89H104V90H102V91H105V88H104V87L102 88ZM136 85H137V83H136ZM164 85H165V87H164ZM168 85H169V86H168ZM177 85H178V86H177ZM196 85H197V86L199 85V88H198ZM239 85H241V86H239ZM252 85H251V86H252ZM64 86H65V87H64ZM72 86H74V84H73ZM134 86H135V84H134ZM176 86H177V87H176ZM186 86H187V87H190V88H192V89H190V88H189V89H186V88H187ZM220 86H221V87H220ZM233 86H232V87H233ZM110 87H111V86H110ZM139 87L137 88V87L135 86V88H136V92H138V94H137V96H138V97H137L138 100L140 99V95H141V93H142L141 90L139 89ZM154 87H156V88H154ZM160 87H161V88H160ZM162 87H164L165 89H164V88L162 89ZM200 87H201V88H200ZM252 87H253V86H252ZM252 87H251V88H252ZM257 87H258V86H257ZM261 87H260V88H261ZM64 88H65V89H64ZM81 88H79L78 91H79V90L81 91ZM99 88H100V90H98ZM153 88H154V90H153ZM171 88H172V90H171ZM203 88H205V89H203ZM123 89H124V88H123ZM155 89H160V90L156 91ZM174 89H175V90H174ZM178 89H179V90H178ZM239 89H238V90H239ZM242 89H243V92H244V93H245V90H244V89H247V90L249 89V90H248L249 93H247L248 91L245 93L246 97H244V96L241 95V93H242L241 90H242ZM89 90H90V91H89ZM138 90H140L141 93H140ZM161 90H163V91H161ZM164 90H165V91H164ZM186 90H187V91H186ZM193 90H194V91H193ZM258 90H260V89L258 88ZM71 91H70V93L68 94V96H69L70 94H72ZM109 91H110V92H113V89L111 90V88H109ZM109 91H108V92H109ZM117 91H119L118 94H117L116 91H114V93L116 92L115 95L117 94L119 97L117 98V101H116L114 104H112V105H114V106H115V105H116V106H119L118 109L121 108V109H124V110H120V112H119V110L115 107V108H116L115 111L118 110V113H117V111H116V113H113L112 110H110V109L112 108V106L110 107L109 105H107V106L110 107L109 111H111V112H109L108 109H107V111L105 112V115H103V116H106V117L110 118V117H111L110 114L112 115V113H113V115H114V114H118V115H116V116H118V117H120V116L123 117V116H124V120H125V119L128 120L129 118L132 120V118L135 117V114L139 113V110H138V109L142 110L141 106L144 105L142 102L145 103V101H148V98H146L147 100L144 99V100L141 102L142 105L140 104V101H139V104L137 105L138 100H137V102H136V101H135V102H132L133 98L136 97V96H135L136 93H135V95H134L135 97H134L133 95H131V94H129L128 92H126V89H124V90H117ZM121 91H122V92H121ZM123 91H124V92H123ZM166 91H168V92H166ZM191 91H193V92H191ZM200 91H201V92H200ZM217 91H216V92H217ZM250 91H251V92H250ZM261 91L264 93V90H261ZM67 92H68V93H67ZM92 92H93V91H92ZM108 92L106 93V95L108 94ZM125 92L128 93V94H129L130 96H132L133 98L131 99L130 96H129V97L126 96V97H125L126 100H125V98L120 99V97L126 95ZM146 92H145V93H146ZM148 92H149V93H148ZM161 92H162V93H161ZM165 92H166V93H165ZM171 92H172V93H171ZM195 92H197L198 95H197ZM225 92L230 93L232 96H229V97H227V96H223V95H225V94H226V95L228 94V93H225ZM262 92H261V94H260V93H258V94L262 95ZM65 93H66V94H65ZM76 93H77L78 96L76 95ZM78 93H79V94H78ZM123 93H124V94H123ZM139 93H140V95H139ZM143 93H142V94H143ZM145 93H144V94H145ZM155 93H156V94H155ZM160 93H161L162 95H161ZM167 93H169L170 98L172 97V99H169V100L167 99V98L169 97V96L167 97V95H168ZM177 93H178V94H177ZM218 93H219V92H218ZM244 93H242V94L244 95ZM251 93H252V94H251ZM119 94H120L121 96H120ZM128 94H127V95H128ZM157 94H158V95H157ZM165 94H166V96H165ZM192 94L195 95V96H193ZM230 94H229V95H230ZM236 94H237L238 96H237ZM146 95H145V96H146ZM254 95H256V94H254ZM260 95H257V96H260ZM104 96H105V95H104ZM145 96H142V97L145 98ZM147 96H146V97H147ZM156 96H158V97H160V98H158V97H156ZM234 96H235V97H234ZM252 96H253V97H252ZM263 96H264V94H263ZM71 97H72V95H71ZM127 97H128V98H127ZM142 97H141V98H142ZM154 97H156V98H155L156 100L153 99ZM162 97H163V99L166 97L165 99H167V101H166V100H162V101H161ZM178 97H179V99H178ZM225 97H227V98H226L227 100L224 99ZM249 97H248V98H249ZM261 97H262V96H261ZM261 97H258V98H261ZM63 98H64V97H63ZM65 98H66L67 100H69L70 96L67 97V95H66ZM157 98H158V99H157ZM202 98H205V99L203 100ZM220 98H223V99H222L223 102L226 101V103H223V102L220 100ZM228 98H229V99L231 98V101H230V102H232L233 99H234V100L236 99L235 101H237V104L234 103L235 101H233V102L231 103L232 105L230 104V105H231L230 107L227 106V110L225 111V113H227L226 115H228V114L230 115L231 112H232V110L234 111L233 113L235 114V113L237 112V109H236V106H235V105H239V109H238L239 112H237V113L242 114V112H243L244 114H242V116L245 115V116L247 117V120H246L247 122H248L249 119H251V121L249 120L250 122H248V123H247V122L245 123V121H244V123H245V127H244V125L242 126V124H243V123L241 122L242 120H241V121H237V120L240 118V115H239V114H237V115L235 114L236 116H239V117H237L238 119L235 118V116H234L233 113L231 114L232 116H231V115L228 116L230 119H228V117H226V116H225L226 119H225L224 117H222L224 120H223L222 118L219 119V118L221 117V114H222V113H220V116L218 115L219 117H218V116L216 117V115H217L220 111H222V110H221L222 108H221V109H219L220 111L218 112L217 109H216L217 106L219 105L220 102H221V104H220L219 106H221V107H222V105H224V104L227 105V103H230V102H228V101H229ZM263 98H264V97H263ZM93 99H94V100H93ZM181 99H182V100H181ZM200 99H201L202 101H201ZM206 99H208V100H206ZM217 99H219L220 102H219V100H217ZM254 99H255V98H254ZM254 99H253V100H254ZM87 100H88V99H87ZM120 100H122V101H120ZM123 100L126 101V102H124ZM128 100H129V101H128ZM135 100H136V98H135ZM140 100H142V99H140ZM153 100H155V101H153ZM171 100H172V103L170 102ZM183 100H184V101H183ZM253 100H252V102H253ZM70 101H71V100H69V101L66 102V104H65V103H64V100H63L64 105H66V106H65L66 109L63 108V109H65L64 112L67 111V112L65 113V115H66V117H67V115H68V116H71L70 113H73V116H75V117L77 118V120L80 121V120H81V118L79 117L80 113L83 114V113H85L84 111H86V110L84 109V111H82L83 109L79 108V109H81V112L78 114L77 111H75V110L73 111V109L77 108V106L74 107L72 110L70 109V108L72 107V106H71L72 101H71V102H70ZM130 101H131V102H130ZM160 101H161V102H160ZM250 101H251V100H250ZM261 101H262V100H261ZM69 102H70V103H69ZM119 102H120L121 104H120ZM123 102H124V108H122V106H121V105L123 104ZM129 102H130V104L132 103V106H133V105L135 106V109H137L136 112H134L135 114H132L133 112L131 111V109L134 108V106L132 107L130 104H128ZM148 102H149V101H148ZM159 102H160V103H159ZM168 102H169V107H171V108L174 107L172 110H171V108H169L168 105L166 104V103H168ZM173 102H174V103H173ZM183 102H184V103H183ZM206 102H207V103H206ZM212 102H215L216 104H214V103H212ZM217 102H219V103H217ZM263 102H264V100H263ZM90 103H91L92 105H91ZM116 103H117V104H120V105H117ZM161 103L163 104V106H161ZM185 103H186V104H185ZM202 103H204V104H202ZM205 103H206L207 105H209L210 103H212L210 106H213V108L211 109L210 106H209V108H207V105L205 106ZM233 103H234L235 105H234ZM75 104H74V105H75ZM127 104H128V105H127ZM135 104H136V105H135ZM147 104H148V103H147ZM64 105H63V107H64ZM74 105H73V106H74ZM80 105H81V104H80ZM170 105H171V106H170ZM201 105H202V106L204 105L203 107H204V108H207V109H206V110H205V109L200 110L201 107H202ZM214 105H217V106H214ZM225 105H224V106H225ZM82 106H80V107H82ZM84 106H83V108H84ZM87 107H86V108H87ZM109 107H108V108H109ZM142 107H145V106H142ZM146 107H147V105H146ZM146 107H145V109H146ZM215 107H216V108H215ZM225 107H226V106H225ZM225 107L223 108V110H225ZM231 107H233V108H232L231 112L229 111V112H230V113H229L228 110H230ZM198 108H199V109H198ZM214 108H215V110H213ZM112 109H114V107H113ZM127 109H128V110H127ZM145 109L143 108L144 111H145ZM160 109H161V110H160ZM169 109L171 110V112H169V111H170ZM195 109H196V110H195ZM235 109H236V112H235ZM129 110H130L132 113H131ZM132 110L134 111V109H132ZM147 110H148V109H147ZM150 110L145 111V112H146V117L149 116V114H148L147 112H150ZM159 110H160V111H159ZM173 110H176V112L172 114V112H174ZM194 110H195V111H194ZM209 110H211V113H210ZM71 111H72V112H71ZM79 111H80V110H79ZM79 111H78V112H79ZM91 111H92V112H91ZM113 111H114V110H113ZM127 111H128V112H127ZM199 111H200V112H199ZM201 111H203V114H202ZM212 111H213V113H214L215 115L212 113ZM215 111H216V113H215ZM240 111H241V112H240ZM259 111H262L263 113H262V112H259ZM168 112H169V113H168ZM177 112H178V114H176ZM207 112H208V113H207ZM217 112H218V113H217ZM68 113H69V114H68ZM88 113H89V112H88ZM151 113H152V112H151ZM151 113H150V114H151ZM170 113H171V114H170ZM200 113H201L202 115H201ZM225 113H224V114H225ZM63 114H64V113H63ZM153 114H154V113H152L151 116H152ZM163 114H164V115H163ZM166 114H168V115H166ZM175 114H176V116H173V115H175ZM192 114H194V115H193L194 117L192 116ZM207 114H208V115H207ZM209 114H210V115H209ZM212 114H213V115H212ZM65 115H63V116L65 117ZM113 115H112V117H111V120H112V118H114ZM199 115H200V116H199ZM80 116H81V115H80ZM92 116H91V117H92ZM116 116H115V118H114V122L118 119V117H116ZM139 116H140V114H137V115H136V118L139 117ZM153 116H155V115H153ZM153 116H152V117H153ZM156 116H155V117H156ZM166 116H167V117L169 116V117H171L172 119L169 118V117L166 119ZM190 116H191L192 118H191ZM198 116H199V117H198ZM207 116H208V117H207ZM210 116H211V117H210ZM213 116H215V117H213ZM64 117H63V119H64ZM75 117L72 118V119H75ZM81 117H82V120L87 119V123H85L86 121L82 122V120H81V122H82L81 125L84 126L85 124H87V126H88V123L91 122V119H90L91 117L89 116V114H87L86 116L83 114ZM87 117H88V118L90 117V118L88 119ZM146 117H145V118H146ZM162 117H163L165 120H164ZM176 117H177V120H176ZM205 117H206V118H205ZM209 117H210V118H209ZM231 117L237 119V120H236V121H237V125L234 124V127H233V128H236V127H237L238 130L241 129V131H239V132H241V133H243V132L245 131L244 129L246 128V131L244 132V138H246L245 140H246L247 142H243L242 139H239V136H241V134H240L239 132H236V129H235V131H233L234 129L232 128L233 130L231 129V130H232V131H231V130H229V128H231V127L229 126V127H228V130H229V131L227 130L226 126H228V123H231V124H229V125H232V124H233V123H232L233 120L231 119ZM68 118H69V117H67L66 120H68ZM78 118H79V119H78ZM93 118H92V119H93ZM153 118H154V117H153ZM173 118H175V120H174V121H171V120H173ZM193 118H194L195 122L198 121V122H196V123H197V127H196V123H195V125H194ZM204 118H205V119H204ZM214 118H215V120L217 119L218 121L216 120L217 122H215V120H213ZM262 118H263V117H262ZM72 119H71V120H72ZM103 119H105V117H104ZM120 119L122 120L123 118L120 117V118H119V121L117 120V122H115V123H117V124L115 125L116 127L118 126L117 128H119L120 126H122V125H121L122 122L120 121ZM130 119H129V120H130ZM157 119H158V120H157ZM159 119H160V120H159ZM169 119H171V120H169ZM200 119H201V120H200ZM210 119H211V120H210ZM227 119H228L229 121H231V120H232V121H231V122L228 121V123H226V120H227ZM235 119H234V120H235ZM131 120H130V121H131ZM209 120H210V121H209ZM239 120H240V119H239ZM262 120H263V119H262ZM64 121H65V119L63 120V122H64ZM89 121H90V122H89ZM92 121H93V120H92ZM122 121H123V120H122ZM132 121L135 122L134 120H132ZM144 121H145V122H144ZM156 121H155V122H156ZM219 121H220V122L222 121V122H221L222 124H219V123H220ZM236 121H234V123H236ZM65 122L67 123V124H66L67 127H65L66 125H64ZM65 122H64V124H63V125H64V126H63V136H64V135H65V137H66V135L68 136L67 133L69 132V138L71 137L70 139H72V138H73V139L70 140V142H66V141H69V138H67L68 140H67V139L64 140V141H63V147L66 145L65 149H67V147L69 146L70 148H68L67 151H69L70 149H71V150L74 149L76 152H77V150H76L77 147H78V148L80 147V149H79L80 151H82V149H83V151H82L81 153H80V151H78L79 154H80V156H79V155H76V154H78V152H77L76 154H74L75 151H74V152L72 151L73 154L76 156V157L74 156L75 159H77V158H78V159H82V158H84L83 156L87 154L86 152L90 149V147H91V150H92V151L95 149V148H94L95 146H97V148H96V152H94V151L92 152V151H91V152H92V155H91L92 157H90L91 152L88 151L89 153L86 155V157L84 158V160H81V161L79 160V162H81L80 165H77V164H79V162H77L78 159H77V161H76L75 159H72V157H73L72 155H73V154L71 155V158H70V157L67 158L66 155L69 154V153L71 152V150H70V152H67V151H65V149H64V152H67V154L63 152V153H64V154H63V160H64V155L66 154L65 157L68 159V161H69V158H70V160L72 159L73 161L71 160V161H70L71 164H69L68 161H67V159L64 160V162H63V169L68 167V170H69L70 168H71V170H73V169L76 170V168H77V169L81 172V176L84 175L85 177H86V175H87V177H89L90 174H88V173H89L90 171H93V170L95 169L93 172H91V176H92V173H93V175H94V173H95V174H96V178H97L98 175H99L98 172L100 173L101 171H103V172L100 173V175H99L100 177L98 178V179H99V180H98V183H97V180H96V183H97V185H96V189H97V186L100 187L99 190H101V191H100L101 194H99V195H100V196L103 195L102 197H105V202L102 201V206L98 203V205H97V206H98V207H97L98 209H96V211L99 213L98 216H99V215L101 216V215L103 214V215L106 217V215L109 214V211H107V209H108V210L111 209V210L113 211V213L115 214L114 210H113L112 208H110V207L107 205V204H110V202H106V198H107V197H111V194H114V189H113V192H112L110 195H107V193H106V191H105V188H110V187L112 188V186H114V181H117V180H118L117 177L119 178V175H118L119 172H118V171H121V170L123 171V170H125V169L127 168V167H125V166L127 165V163L129 164V163L131 162V160H132V162H133V164H131L132 162L130 163V165H132V167H135V166H134L135 164H136V166H137V164H139V162L142 163V161H144V162H143V163H144V168L146 167V166H145V164H146L145 160H142V156L139 155V156L141 157V158H140V157L138 156L139 153L136 151V149H137V147H138V146L136 147V145H137V143H138V141H139L140 138H139V139L137 138L138 140L135 139L136 142L132 140V142H131L132 144L130 143L131 146H132V145L134 144L133 142H135V143H136V145H135L136 148H135V147H134V148H131V149H134V151L132 152L133 157H132V154H131V155H130V154H127V157H128V158H127L124 154L126 153V150L129 148L128 144H129L130 141H127L128 144H126L127 142H125L126 147L128 146L127 149L125 148V145H124V143H123L124 148H125L126 150H125V151L123 150L124 153H122L123 151H121V149H123V148H122L123 145H121L120 140H121L122 142H123V140H124V141L126 140V138H127L126 136H127L129 133H128V134H127V132L125 133L124 130L128 127L129 124H131L130 122H129V124L127 125V127L124 126L125 129H124V127L122 126V129H124L123 131L120 130V132L122 133L120 136H123V138L121 137V139L119 140V142H120V145H119V146H120V147L122 146V147H121V149H119V148H120L119 146H115V147H116V151H113V149L110 150V151H108V149H109L110 147H111V148H113V147H112L111 145H110V146H109V145L107 146L106 141H108L109 137H107L106 135H105V136L102 135L104 138H108L105 142H103V143H105L104 147L107 146L106 148H104V147H101V148H100L99 145L102 144V143H100V141H98L97 139H96V141L94 142L95 138L93 137L94 140H91V143H92V142H93V143H96V142H97V144H96V145L93 147V149H92V145H90L91 143H89V142H90L89 140L92 139L91 137L89 138L90 135L87 137V138H89V140L85 137L86 140L89 141L88 144L85 142V139H84V138H83V141H82V137H83L82 135H84L83 133L88 134V133H89V130H88V129L93 125L92 123H94L95 121H94V122H91V123L89 124V126L92 124L90 127L88 126L89 128L86 126V127L88 128L87 130H86V128H83V127L81 126V128H79V129L77 128L78 131H77V129H76V127H75L74 125L76 124V126L78 127V125H79L80 122H76V123H75L74 120L72 121V123L69 122V124H68V121H65ZM73 122H74L75 124H74ZM112 122H113V120H112ZM114 122H113V123H114ZM153 122H154V121H153ZM224 122H225V124H224ZM238 122H239L241 125H240ZM113 123H112V124H113ZM115 123H114V124H115ZM119 123H120V125H118ZM162 123H161V124H162ZM168 123H169V124H168ZM192 123H193V124H192ZM100 124H102V123H100ZM150 124H149V125H150ZM204 124H205V125H204ZM223 124H224V125L227 124V125L224 127ZM246 124H249V125L246 126ZM189 125H190V127H192V128L188 127ZM192 125H194V127H193ZM203 125H204V126H203ZM207 125H208V128L212 131V134H213V135L210 134L211 131H209V129L207 128ZM214 125H215V126H214ZM222 125H223V128L220 129V126H222ZM238 125H240V127H241V126H242V127L239 128ZM263 125H264V124H263ZM95 126H96V125L92 126L91 129H92V128H95V132H96V134H94V135H97V136H98V134H100V133L102 132L101 130H102L105 126H101L102 129H100V127H95ZM115 126H113L112 130H111V128H110L108 131H109V132H113V130L115 129ZM150 126H151V125H150ZM167 126H168V127H167ZM169 126H171V127H170L171 129L169 128ZM198 126H199V127H198ZM205 126H206V127H205ZM232 126H233V125H232ZM235 126H236V127H235ZM54 127H55V126H54ZM79 127H80V125H79ZM84 127H85V126H84ZM134 127L130 126V128H134ZM139 127H140V128H139ZM214 127H216V128H214ZM218 127H219V129H218ZM52 128H53V127L50 126V127L48 128V131H49V130H50V131H55L56 128H55L54 130H53ZM64 128H65V130H64ZM82 128H83V129H82ZM97 128L99 129V131H98ZM117 128H116V129H117ZM120 128H121V127H120ZM130 128H129V129H130ZM188 128H189V129H188ZM193 128H194L195 130L198 129V128H200V131H201V132H200L199 129H198L197 132L199 131L200 133H197ZM205 128H207L208 130H206ZM213 128H214V129H213ZM225 128H226V129H225ZM243 128H244V129H243ZM66 129H68V130H66ZM91 129H90V130H91ZM129 129L127 128V130H125V131H128ZM140 129H141V130H140ZM191 129H193L194 131L191 130ZM215 129H216V130H215ZM223 129L227 130L228 132H227V131H226V132L229 133V135H228L227 133H223V134H221L220 131L223 130ZM70 130H71V132H70ZM74 130L77 131V133H78V138H76V137H77V133H76V131H74ZM132 130H133V129H132ZM132 130H131V131H132ZM137 130H138V131H137ZM190 130H191V133L189 132ZM205 130L208 131L209 133L206 132ZM225 130H224L223 132H225ZM238 130H237V131H238ZM243 130H244V131H243ZM247 130H248V131H247ZM255 130H256V129H255ZM255 130H254V131H255ZM257 130H260V133H261V128H260V127H259V129L257 128ZM257 130H256V131H257ZM91 131H94V130L92 129ZM97 131H98V132H97ZM104 131H105V130H104ZM108 131H107V133H108ZM114 131H116V130H114ZM131 131H130V132H131ZM139 131H140L142 134H140ZM161 131H163V132H161ZM167 131H168V132H167ZM169 131H170V132H169ZM192 131H193L194 133H193ZM204 131L206 132V134H205ZM214 131H215V134H214ZM74 132H75V133H74ZM79 132L82 133V135H81V133H80L81 138H80V136H79ZM95 132H94V133H95ZM128 132H129V131H128ZM137 132H138L139 134H137ZM159 132H160V134H161L162 136H164V133L166 132V133H165V136H164L165 138H163L164 140L162 139V142H161V140H160V138H161L162 136H161V135H160L161 137L158 136ZM188 132H189V133H188ZM195 132H196V133H195ZM218 132H219V133H218ZM235 132H236V133H239V134H237V135H239L238 137H237V135H236ZM64 133H66V134H64ZM102 133H103V132H102ZM114 133H119V132H114ZM114 133H112V134H114ZM131 133H133V132H131ZM134 133H133V136H134ZM151 133H154V135L151 134ZM157 133H158V134H157ZM192 133H193V134H192ZM260 133H259V134H258V133L256 134V132L253 133L254 136H255V138H254V136H253V134H252V138L254 139L253 142L255 141V142L257 143L256 146H258V145H260V144L262 143V139H261L262 136L260 137ZM262 133H263V132H262ZM262 133H261V135H262ZM70 134H71V135H70ZM75 134H76V135H75ZM89 134H90V133H89ZM104 134H105V133H104ZM109 134H111V133H108V135H109ZM123 134H127V135L125 136V135H123ZM148 134H146V135H148ZM190 134H191V135H190ZM209 134H210L211 137L213 136V137H215V138H214V139L211 138L210 136H208ZM218 134H219V135H218ZM220 134L222 135V137H223L224 135H227V136H225L226 138L224 137V140H225L227 143H225V141L223 140V138L221 137ZM131 135H132V134H131ZM166 135H167V136H166ZM189 135H190L191 137H190ZM192 135H193V136H192ZM198 135H199V136H198ZM200 135H201V136H200ZM214 135H215V136H214ZM263 135H264V134H263ZM73 136H74V137L76 136L75 138L78 139V140L80 139L81 141H79V143H77L78 140H76L77 142H76V144H75V143H74V137H73ZM84 136H85V135H84ZM91 136H93V135H91ZM100 136H101V135H100ZM118 136H119V134H118ZM124 136L126 137L125 139H124ZM202 136H203V138H202ZM204 136H205V137H204ZM216 136H217V138L220 136V137H219L220 139L217 140V139H216ZM65 137H64V138H65ZM114 137H116V139H117V138H118V139L120 138V137H117V135L114 136ZM114 137L112 138V135H111V138H110V139H112L113 141L111 140L110 144H112V142H113L114 145H117V144H115V142H114V141H115V140H114V139H115ZM145 137H147V138H145ZM156 137H158V138H156ZM189 137H190V138H189ZM192 137L194 138L193 141L196 142V143L194 142L195 144H193V142H192V139H191ZM206 137L208 138V140H207V139L205 140ZM209 137H210L211 139H210ZM241 137L243 138V136H241ZM64 138H63V139H64ZM100 138H101V137H100ZM100 138H99V140H100ZM129 138H130V137L128 136V139H129ZM199 138H201V139H199ZM221 138H222V139H221ZM263 138H264V137H263ZM110 139H109V140H110ZM118 139H117V140H118ZM146 139H147V140H146ZM149 139H150V138H149ZM190 139H191V141H190ZM202 139H203V140H202ZM236 139H237V141H235ZM238 139H239V141H238ZM102 140H103V138H102ZM117 140H116V142H118ZM129 140H131V138H130ZM165 140H166V142H164ZM222 140H223V141H222ZM240 140H241V141H240ZM245 140H244V141H245ZM140 141H139V142H140ZM146 141H148V142H146ZM197 141H199V142H197ZM65 142H66V143H65ZM80 142H82L84 145L82 144L83 146H80V145L78 146V144H80ZM84 142L86 143L87 147H88V145H90V146L86 149V152H85L84 154H82V153L84 152V149H85L84 146H86ZM141 142L138 143L139 146L142 144ZM153 142H152V143H153ZM159 142H161V143H159ZM204 142H206L207 144H204ZM219 142H220V143H219ZM93 143H92V144H93ZM99 143H100V144H99ZM157 143H159V144H157ZM162 143H163V144H162ZM166 143H167V144H166ZM202 143H203V144H202ZM221 143H222V144H221ZM251 143H250V144H251ZM74 144H75V145H74ZM118 144H119V143H118ZM144 144H142V145H144ZM165 144H166V146L168 147L167 149H166ZM235 144H237V145H235ZM250 144H248L249 147L251 146ZM252 144H253V143H252ZM112 145H113V144H112ZM163 145H164L165 147H164ZM75 146H77V147L74 148ZM101 146H102V145H101ZM131 146H130V147H131ZM133 146H134V145H133ZM133 146H132V147H133ZM217 146L220 147V148H218ZM252 146H253V145H252ZM252 146H251V147H252ZM260 146H261V145H260ZM260 146L257 147V148H261ZM262 146H263V144H262ZM115 147H114V148H115ZM158 147H160V148H158ZM238 147L240 148V150H239ZM107 148H108V149H107ZM163 148H165V149H163ZM205 148H206V149H205ZM221 148H223V149H221ZM254 148H255V147H254ZM257 148H256V150H257ZM98 149H99V153L103 150V151L101 152V154L98 153ZM105 149H107L108 153H107V151H104ZM117 149H118V150H117ZM131 149H130V150H131ZM203 149H205V150L203 151V153H204V154L206 153V154L203 155V156H199L200 154H201V155L203 154V153L201 152V150H203ZM220 149H221V150H220ZM224 149H225V151H226V150H227V151L225 152ZM244 149H245V148H244ZM263 149H264V148L262 147L261 149H259L260 151H256V150H255L254 152H252V151H253V149H252V150H251V152H252V157L255 155V152H256L257 154H259V152H261V150H263ZM119 150H120L121 152H120ZM130 150H129V151H130ZM139 150H140V149H139ZM192 150H193V148H192ZM211 150H212V151H211ZM216 150H218V156L221 157V158H219L220 161H219V159L217 158L218 156H217V151H216ZM222 150H223V151H222ZM247 150H248V149H247ZM112 151L114 152V154H113ZM196 151H197L198 154L195 153ZM215 151H216V152H215ZM72 152H71V153H72ZM103 152H104V153H103ZM109 152H110V155L112 156V157L109 156L110 158L108 157ZM130 152H131V151H130ZM130 152H129V153H130ZM157 152H158V151H157ZM210 152H211V153H210ZM219 152H220V153H219ZM222 152H223V153H222ZM251 152H250V153H251ZM262 152H263V151H262ZM71 153H70V154H71ZM97 153L99 154V156H98L99 159H102V158H105V157L108 158V159L105 158L106 160H108V161L106 162L107 166H109V167H110L111 165L114 166V165H113L114 162H116V161L119 162V161H120V164H121V162H122L121 167H122V165L124 164L123 169H120V170H119V168H120L119 166H120V165L118 166V164L115 165L114 168L112 167L113 170L111 169V167H110V169H109V167L107 168V166L105 167V166H102V165H101L102 167H101V166H100V167L103 168V169L98 168L99 166L94 167V165L96 166V165L98 164V162H96L97 160H96V159H93V157H94V158L97 157ZM105 153H106V154H105ZM143 153H141V154H143ZM163 153H162V154H163ZM221 153H222V155L220 156ZM224 153H225V154H224ZM226 153L229 154V155H228V156H229V159H228V158H225V157H227ZM233 153H236V154L234 155ZM241 153H242V152H241ZM250 153H249L248 156L245 155V159H246V156L249 157V156L251 155ZM81 154H82V155H81ZM145 154H144V155H145ZM157 154H158V153H157ZM207 154H208V155H207ZM211 154H212V155H211ZM214 154H215V155H214ZM242 154H243V153H242ZM244 154H245V153H244ZM244 154H243V155H244ZM246 154H247V151H246ZM253 154H254V155H253ZM88 155H89V156H88ZM225 155H226V156H225ZM243 155H242V157H243ZM68 156H70V155H68ZM103 156H104V157H103ZM130 156H131V158H133L134 160H137V159H135V158H138V157H139V159H140V160H138L139 162H134L133 159L130 158ZM161 156H162V157H161ZM204 156H205V157H204ZM223 156H224L225 160H223V159H224ZM79 157H82V158H79ZM89 157H90V158H89ZM100 157H102V158H100ZM254 157H255V156H254ZM87 158H88V159H87ZM125 158H127V159H125ZM161 158H162V159H161ZM170 158H171L173 161H171ZM194 158H195V157H194ZM211 158H212V159H211ZM216 158H217V159H216ZM90 159H91V160H94V165H93V162H91ZM99 159H98V160H99ZM130 159H131V160H130ZM187 159H188V158H187ZM215 159H216V160H215ZM221 159H222V160H221ZM226 159H228V160H226ZM248 159H249V158L246 159L247 162H248ZM86 160H88V161L90 160V161H89L90 164H88L89 162L86 161ZM95 160H96V161H95ZM103 160H104V159H103ZM141 160H142V161H141ZM203 160H204V162H203ZM208 160H211V161H208ZM85 161H86V164H84V166H85V165H86V166L83 167L82 162L84 163ZM112 161H113V162H112ZM129 161H130V162H129ZM164 161H165L166 163H164ZM188 161H189V160H188ZM214 161H216V162H214ZM224 161H225V162L228 161V163H229V162H231V163L234 162V163H233V164H231V163H230V164L226 163V164H227V165H226ZM249 161H252V160L250 159ZM66 162H67L68 164H67ZM101 162H102V160H101ZM101 162H99V165L101 164ZM104 162H105V161H103V164L106 165ZM111 162H112V164L110 165ZM169 162H170V163H169ZM208 162H209V164H207ZM210 162H211L212 164H210ZM213 162L215 163V166H216V167H214ZM95 163H97V164H95ZM116 163H117V162H116ZM116 163H115V164H116ZM143 163H142V164H143ZM152 163H153V162H152ZM163 163H164V164H163ZM188 163H190V162H188ZM205 163H206L207 166H205ZM66 164H67V165H66ZM87 164H88V165H87ZM125 164H126V165H125ZM142 164L139 165V166H140V167H143ZM165 164H167L166 169L169 167V168L167 169L168 171H161L162 167H164ZM218 164H220V165H218ZM248 164H250V162H249ZM91 165H93V166H91ZM156 165H157V166H156ZM217 165H218V166H217ZM230 165H231V166L234 165V166H232V167L230 168V167H229ZM235 165H237V166H235ZM75 166H76V168H75ZM90 166L93 167L92 170H90V168H91ZM139 166H137V168H139ZM190 166H191V165H190ZM116 167H117V169H116ZM132 167L129 166V168H132ZM156 167H158V168H157V169H154V168H156ZM160 167H161V168H160ZM191 167H192V166H191ZM206 167H207V168H206ZM211 167H214L215 170H213V168H211ZM222 167H223V168H222ZM233 167H236V169L238 170V171H237L238 174H237L236 172H235V173L229 172L230 169L233 171V169H234ZM237 167H238V168L241 167V168L238 169ZM247 167H248V165H247ZM88 168H89V170H88ZM97 168H98V169H97ZM104 168H107L106 172L108 171V172L110 173V174L108 173L109 175H111V173L113 174V173L117 170V171L114 173V174L117 173V174H116V178L114 177L113 179H112V178L109 179V180L112 179L113 182L107 180V181H106L107 183H106V182H105L106 179H105V178H102V176L107 178V176H104V174H103V173H104V170H105ZM129 168H127L126 170H127V171H130V170H128ZM221 168H222V169L225 168L227 171L221 173V172H222ZM228 168H230V169L228 170ZM99 169H100V170H99ZM108 169H109V170H108ZM132 169H133V168H132ZM139 169H141V168H139ZM166 169H164V170H166ZM172 169H173V170H172ZM206 169H207V171H206ZM208 169H209V170L211 169V170L209 171ZM218 169H219L221 172H218V171H219ZM225 169H224V170H225ZM236 169H234V171H236ZM240 169H241V170H240ZM249 169H250V168L248 167L247 170H249ZM66 170H67V169H66ZM66 170H63V172L66 171ZM87 170H88L89 172H88ZM133 170H135V169H133ZM133 170H132V172H133ZM136 170H138V169H136ZM153 170H154V171H153ZM156 170H157V171H161V172H158L159 174L157 173L159 176H156L157 174L154 173ZM162 170H163V169H162ZM182 170H183V169H182ZM212 170H213V171H212ZM239 170H240V171H239ZM85 171H87V174H86V175H85V173H84ZM127 171H126V172H127ZM144 171H145V170H144ZM151 171H153V172H151ZM208 171H209V172H208ZM211 171H212V172H211ZM214 171L217 172L215 175H214ZM244 171H246V170H244ZM69 172H70V171H69ZM96 172H97V173H96ZM150 172H151V173H150ZM164 172H165V173H164ZM188 172L191 173L190 175L194 177V178H192L193 181L195 180V182L197 181V183H198V181L200 180L201 182H203L202 179H200V178H203V177H201V176H199V175H196V176H195V174L197 173L196 171H195L196 173L194 174V171H193V170L191 171V169H188ZM206 172H208L209 174H210V172H211V175H209L208 173L206 174ZM247 172H248V173H251V170H250V172H249V171H247ZM67 173H68V171H67ZM129 173H131V171H130ZM133 173H134V172H133ZM133 173H132V174H133ZM152 173H153L154 175L156 174L155 177H158V179H160V180L157 181V178L152 177ZM198 173H197V174H198ZM64 174H66V172H64ZM97 174H98V175H97ZM101 174H103V175L101 176ZM108 174H107V175H108ZM132 174H130V176H131ZM168 174H169V173H168ZM212 174L214 175L213 177H212ZM221 174H222V175H221ZM230 174H231V175H230ZM244 174H246V173H244ZM251 174H252V173H251ZM251 174H250L249 176H252ZM260 174H261V175H260ZM260 174H259V175L262 176V177H260V178H263L264 173L262 174V172H261ZM68 175H69V173H68ZM71 175H74V172H73V171H71ZM88 175H89V176H88ZM128 175H129V174H128ZM207 175H209V176H211V177H209V176H207ZM69 176H70V175H69ZM74 176H75V175H74ZM112 176H114V175H112ZM198 176H199L200 178H199ZM229 176H230V177H229ZM231 176H232L233 178H231ZM247 176H248V174H247ZM247 176H245V178L242 177L243 179H242L241 183H242V182L245 183V181H243V180H246V181H247V178L249 177V176H248V177H247ZM63 177H64V178H67L66 175H64ZM93 177H94V176H93ZM239 177H240V178H239ZM254 177H255V176H254ZM255 178H256V177H255ZM87 179H88V178H87ZM104 179H105V180H104ZM115 179H116V180H115ZM154 179H155V181H153ZM196 179H199V180H196ZM212 179H211L209 182H211V181H214V182H215V180H212ZM230 179H233V180H230ZM256 179H258V178H256ZM208 180H209V179H208ZM234 180H235V181H234ZM156 181L158 182V184L156 183ZM160 181H161V182H160ZM236 181H237V182H236ZM78 182L81 183V181H78ZM238 182H239V183H238ZM100 183H102L101 186H99ZM105 183H106V184H105ZM241 183H240V185H242ZM201 184H202V183H201ZM201 184H198V186L201 185ZM260 184H261V183H260ZM143 185H142L141 188H144ZM201 186H203L204 188L207 187L206 184H205V185H201ZM225 186H224V187H225ZM146 187H145V188H146ZM224 187H223V188H224ZM119 188L121 189V187H119ZM141 188H140V189H141ZM204 188H203L202 191H200L201 193L204 192ZM120 189H118L120 192L118 191V193H117L119 196L121 195V192H122V190H120ZM135 189H136V191L140 190V189H138L137 187H135ZM198 189H199V188H198ZM201 189H202V187H200V190H201ZM224 189H225V188H224ZM99 190L97 189V191H99ZM97 191H96V194H98ZM103 192H104V193H103ZM130 192H131V195L129 194V196H132L133 194H135V192H133V191H130ZM102 193H103V194H102ZM132 193H133V194H132ZM137 194H138V192H137ZM137 194H136V195H137ZM249 195H250V194H249ZM137 197H138V195L136 196V198H137ZM95 198H96V196H95ZM241 199H242V198H241ZM96 200H97V199H96ZM101 200H102V199H101ZM114 200H115V202H116V199H114ZM103 203H104V205H103ZM106 203H107V204H106ZM96 204H97V201H96ZM111 204H112V203H111ZM112 205H113V204H112ZM247 205H248V204H247ZM247 205H246V207L249 206V205H248V206H247ZM258 205H259V204H257V205H256L257 207H256L255 204H253V207H254V209L258 212V215H259V214H261L262 211H264V210L261 211L262 208H261V207H258ZM260 205H261V204H260ZM262 207L264 208V204H262ZM95 208H96V207H95ZM249 208H250V207H249ZM260 208H261V209H260ZM111 210H110V212H112ZM99 211L101 212V214H100ZM102 212H103V213H102ZM113 213H112V216H107V217H111V221H110V223H112V222L115 221V218H114V214H113ZM262 215H264V212H263V214H261L260 216H262ZM116 219H117V218H116ZM255 223H256V224H255ZM255 223H254L255 226L258 227L257 222H255ZM262 225H264V224H261V227H262ZM259 226H260V225H259ZM261 227H260V228H261ZM263 229H264V228H263ZM127 230H128V229H127ZM133 230H134V229H133ZM131 231H132V229H129V230H128V232H129V234H130V238L132 239V238H133V237H132V236H133V232H134L135 230L132 232V235H131V233H130ZM263 232H264V231H263ZM134 235H136V236L138 237V234H137L136 232H135ZM136 236H134V237H136ZM134 239H137V238H134ZM134 239H132L133 242H135ZM94 243H95V242H94ZM91 246H93V244L90 245V247H91ZM100 248L102 249L101 246H100ZM91 249H93V247H91ZM98 252H99V251H98ZM98 254H99V256H101L100 253H98ZM117 255H118V254H117Z\"/></svg>",
  "mask_w": 264,
  "mask_h": 264
}]
</instances>
